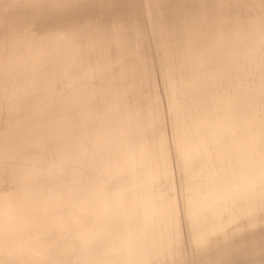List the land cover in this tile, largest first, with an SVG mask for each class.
<instances>
[{"label":"rangeland","instance_id":"obj_1","mask_svg":"<svg viewBox=\"0 0 264 264\" xmlns=\"http://www.w3.org/2000/svg\"><path fill=\"white\" fill-rule=\"evenodd\" d=\"M263 5L264 0H0V216L2 214L0 220L4 221L5 219L6 222H11L12 225L9 226H12L10 228L11 232L14 231L13 233L9 234L10 232L8 230L10 229L8 224L10 223H6L5 221L4 223L3 221H0V223L3 224H0V257L5 256L0 258V263H2L1 261H4L6 262V264H11L13 262V264H15L20 261L17 264H24V262H26L25 264H35L36 262L37 264L38 262L39 264H45L46 262L47 264H70L71 262H74L72 260H79V262H74V264H81L83 261L81 262L80 258H82V260L84 261L87 259L86 262L89 260V262H92L93 255L97 254L98 257L94 255L95 258L91 264H101V262L105 259V262L107 261V263L102 262V264H120L119 262H121L123 259L126 260L127 258L128 260L131 253V258L136 255V253H140L139 255H136L138 256L137 260H135L137 263H135L134 261V259H136L135 256L134 258L129 259L133 261H130L129 264H131V262L133 264H160L161 262V264H169L170 262H175L176 259L178 260L176 256H179V263L176 262V264H201L202 262L204 264L205 260L208 264H213V262L215 264H217V262L218 264H225L226 262H228L226 264H233V261L236 264L237 262H241L242 260L243 261L241 262V264H262V262H264V254L260 255V253H257L256 251L260 247L261 253H264V233H262V231L264 232V226L262 227V225H264L262 224L264 223V185L257 186V183L256 186L253 184H240L241 181L238 179L240 181L239 182L237 179H235V175L233 177V174L237 173L238 169L240 172H247L248 175L251 173H262L261 177H264V136L262 135V133H264L262 131L264 129V116H259L258 114V112L261 113V111L264 110V67H261L264 66V63H262L264 62V22H262V20L264 21V18L262 16L264 15L262 14L264 12V9H262V7L264 8ZM259 12L262 15H258ZM253 13L257 17L259 16L261 19L263 18L262 20H260L259 24H255L253 22V19L255 20L257 18L253 15ZM150 17L153 19H151ZM259 17L256 19V22L257 20H259ZM149 19L153 20L154 22ZM151 26L153 27V29ZM157 28L159 29L160 33L157 31ZM174 28H176V30H174ZM156 34L158 35V39L155 36ZM135 40H138L139 42H136ZM157 40H159L162 45L160 44V42H156ZM156 45L160 46L155 47ZM130 48H134V50H131ZM135 48H137L138 50H136ZM159 49L160 51H158ZM132 51L134 53H131ZM248 53L250 54V56H252L249 57ZM241 54L243 55L242 57ZM254 55L255 57H253ZM157 56L159 57L157 58ZM252 57L257 58L253 60ZM250 58L252 59L251 62L249 61ZM158 59L160 61L162 60V62H160ZM236 59L239 60L237 61ZM233 60L235 61V63L231 62ZM248 61L250 63H252L253 61L252 64L254 66L252 64L251 65L255 68L249 69L250 67L248 66L251 65ZM228 62L231 63V66L229 65L231 68L229 66V68L227 67L228 73L226 74H229L227 75V77L226 75H224L225 71L221 69H226L227 65H225V63L229 64ZM238 62L239 64L241 63L240 66H237ZM259 62L261 63L260 66L258 65ZM232 63L234 66H232ZM235 65L237 67H240L241 71L239 69V72H237L238 68H236ZM204 67L207 68L209 72L207 70L204 71ZM257 67H260V69H258ZM246 68H248V70L252 72H250V75L249 71ZM165 69L167 70L165 71ZM229 70L232 73H235V75H237V73H240V75L243 77L245 74H247V77H244L245 79L243 80V77H241L240 75L235 76L231 72L229 73ZM257 70H260V72H257ZM244 71H247L248 73H244ZM205 72H207V76L205 75ZM220 72L223 74H221ZM214 73L216 74V76L219 75V80L217 79L219 77H214ZM208 74L214 77V79L212 78L214 81L209 79L213 83L207 82L209 81L207 78H210ZM221 75L227 77L225 78L227 81ZM229 76L232 79H235L232 80ZM240 77L243 81L239 80ZM173 78H176V81L178 82L181 80V84L180 82L178 83L175 81L177 83L176 86L178 85L177 89L175 86V82H172ZM228 79L232 80L231 82L235 84L233 85L229 82L230 85L234 87V89L236 83H238V88L236 87L237 89L234 90L230 85H228ZM161 80L163 81V84ZM205 81L207 83H211L210 85L214 86V88L210 86L213 90L211 88V90L208 89L209 85ZM205 83L207 84L206 88ZM171 84L173 85L172 87ZM225 84H227L231 88L229 89ZM168 86L172 89L174 87L175 88L174 90H172ZM204 88L209 92H205L206 90ZM179 89L180 92H178ZM82 90L84 93H80V95L83 96L77 95L79 94V92H82ZM132 91L133 93L131 94ZM202 91L204 93H202ZM129 92L131 95L129 94ZM176 93L177 96L175 95ZM130 96H132V98H130ZM135 97L137 101V98H143L145 104L143 103L142 99H139V101L137 102L135 100ZM86 98L90 100H87ZM153 98H155V100H158V105H155L157 100L155 101ZM150 100L152 101V105H155L154 108H157L159 113L155 112L157 110L153 109V111L152 108H149L150 106H152L151 104H149ZM217 100H221L222 103L224 102L229 107H225L227 105L223 106L227 108V113L223 118L224 121H231V119L235 118L232 121H238L237 123L242 120L250 121L254 124V127L258 126L257 123H260L262 126L259 124L260 126L258 128L260 129V127H262V129L259 130L258 128L256 129L252 126H245L239 128V131H227L224 133L223 140H219L221 143H219L218 140L215 142L206 141L208 143H203V145H201L202 151L206 152L203 153L202 151H199L200 153L197 152L195 154H192L189 146L193 145L190 143L191 141L193 143V140L192 137L188 138V135L193 136L191 135V133L196 134V131H199V129H201V132L205 127L203 125H201L202 127L197 126L196 130L193 127L195 133H193L194 131L191 132L192 129H189L190 131L188 130L190 133L187 132L186 128H190L188 122H186L187 124L185 123V121L182 122L180 120L181 117L178 115V113L183 109H188L190 111V107L196 109L194 108L196 105H193V103H197V108L201 107L199 109H202V111L205 112L206 108L204 110L203 106L213 107V104L218 103ZM221 101H219L220 104ZM65 103H71L70 105L73 104L72 107H76L80 110L92 109L93 111H89L88 115H90L91 112H93V114L87 117V112L85 110H81L85 113L86 116H84V113L76 110V108L75 110L77 112L73 111L74 108L72 110V107L70 108L71 110H69L68 107H70V105L67 104L66 106ZM136 106L141 107L138 108ZM143 107H145V109ZM141 109H143L144 111ZM68 110L72 113L69 112L70 114H67ZM228 110H230V112H228ZM152 112H154L155 114ZM77 113H79L80 115ZM73 114L78 118H73ZM81 115H83V117ZM152 116H154V118ZM257 116L259 117V119L257 118ZM204 122H206L209 127L210 125H212L208 118L204 119ZM182 123L186 125V127H184V134H182V126H184L182 125ZM198 127L200 128L198 129ZM215 127H218L220 129L224 128V126L221 124ZM255 129L257 131L259 130L260 132H257ZM146 133H148L147 135L149 136H146ZM252 136L261 137L262 139H253ZM194 137L193 139H195ZM249 143L255 144L256 147L254 149L253 147H251L249 151L246 152V145ZM178 144L182 146L184 144V146H181L182 148H179ZM221 144L230 146V149H232L233 151L232 154L238 158H234L233 156L234 160L236 161L237 159V161L240 163L239 167L237 161V165L234 164L231 166L230 164H228L229 162L224 157V155L220 157L219 151L220 153L222 152V147L219 145ZM175 146L178 148H175ZM215 148L218 149L214 150ZM208 151L210 152L208 153ZM43 153L44 155L46 154V156L43 155L44 157L41 158V155ZM198 153H203V155L201 154L200 156ZM206 153H208L207 156H205ZM217 153L219 156L218 159L216 157ZM210 154L212 155L211 159L209 157L211 156ZM193 155L197 159H194V157L190 158ZM183 156L185 157V159ZM197 156H200V159L202 157V159H199V161V157ZM226 157L230 158L231 155ZM188 158L192 159V161ZM181 159H184L182 160L184 161L183 163ZM193 159L196 160L195 162H197L198 160L199 163L193 165ZM208 159L212 161L211 164L209 163L210 161ZM215 160L218 161L217 164L215 163ZM230 169L231 171L233 169L234 173L231 172ZM206 171H208L210 174ZM224 171L226 172L224 173ZM41 173L43 174L40 175ZM98 174L102 177V179H100L101 177H99ZM129 175L130 177H128ZM28 176L31 181L30 183L32 184L31 187H27L30 186V184L28 183ZM181 176L184 178L181 179ZM24 177H27V182ZM23 179L25 180V184L22 182ZM104 179L106 181H104ZM101 180L103 182H101ZM121 180H123V182ZM262 180L264 181V178H262ZM32 182L35 184H33ZM95 182L98 183L97 187L95 186V184H97ZM94 186L96 188H94ZM187 186H195L196 188L206 192L205 195H208L212 199L211 203L214 202L215 198L221 195L222 191L226 189V186H229L230 190H228L229 194L226 199H223V201L215 200V202L212 203L213 205H211L210 202H199L200 199L195 197L194 193L193 196L192 193L189 194L190 191H188V189L186 188ZM23 188L26 190H24ZM20 189L23 190L21 191ZM29 189H32V191H30ZM44 190L48 192L49 195H51L48 197V194ZM42 191L43 195L40 194L42 198H39L40 200L36 199L38 197H41L38 193H42ZM186 192L189 197H187V194H185ZM44 193L47 195H45ZM72 193L74 194L72 195ZM55 194L60 197L59 200ZM60 194L62 196L65 194L63 197L64 202H62L63 198L62 196H60ZM67 194L68 196H66ZM156 194L158 196L161 195L159 196V199L161 198L160 200L157 199L158 196ZM52 195L56 196V199L53 198L54 196ZM138 195L139 197H137ZM179 195H181L182 197ZM69 196L71 197L68 198ZM184 197H186V199ZM178 198H180V200ZM28 199L29 202L26 201ZM65 199H67V201ZM196 199L199 200L196 201ZM74 200L76 203L74 202L73 205ZM194 200L196 203L194 202ZM49 201H53L54 203H49ZM191 201L194 202L193 205L195 204L193 207L196 208V206H198L196 209L193 207L191 208ZM229 201L232 203V205H230ZM254 201L256 208L254 206H250V204L254 205ZM32 202H34V204ZM99 202L103 205L105 203V205L102 206V204H99ZM106 202H110V206L108 205L109 203ZM150 202H152L153 204ZM156 202L160 203L157 204ZM181 202L182 204H180ZM197 202L199 203V205ZM28 203L31 204L29 205ZM161 203L162 206L164 205L163 207H161ZM27 204L30 206V209H34L36 207L39 208V205H41L42 208L41 210L38 209L39 212L36 209L32 210L33 212L26 211L29 210V208L24 211V209L28 207ZM48 204L51 205L49 206ZM86 204H88V206ZM96 204L97 206L101 205L102 208H100L101 206L97 207ZM114 204H117V206L115 205V207H117L116 209L114 208ZM186 204H188V207H186ZM234 204L236 206H233ZM31 205L33 207H31ZM82 205L83 209H81ZM154 205L156 206L154 207ZM157 205L159 206V208ZM214 205L215 208H213ZM259 205H262V207H259ZM84 206L87 207L84 208ZM90 206L95 207V209L93 208L94 211L91 210ZM244 206H246V208H243ZM96 207L99 209L97 210ZM105 207H107V209L109 208L108 211L105 209ZM134 207H136V209H134ZM210 207L213 209H210ZM229 207H232V209H234V212L231 211ZM12 208L16 210L17 213H15V211H12ZM43 208L46 211H43ZM87 208H90V211H87ZM111 208H114L118 212V214L117 212H115V216H117L116 219L114 217V213H112L114 209L113 211H111ZM121 208L124 212L127 209L126 212L129 213L125 214L126 212L124 213L123 211H121ZM171 208L172 212L169 210ZM225 208H229V212ZM254 208L256 211L254 210ZM258 208H260L262 212ZM18 209L21 210L19 211ZM197 209L201 210L198 211ZM219 209L221 211H219ZM222 209H224V216L228 213L230 214V212L233 214V216L232 214L230 215L231 217L227 216L228 218L226 217V221V218H224V216L222 217ZM242 209L245 210L241 212L240 210ZM76 210L81 217L78 216ZM95 210H97L98 212L101 210L103 212L107 211L106 213L104 212L105 215L108 216L109 214H113L112 218L110 217V215L108 216L110 217V219L106 218V216L104 218V214L102 211V213L99 212L101 215L98 213L94 216V214L97 213V211ZM190 210L192 211L189 213ZM206 210L207 212H205ZM213 210L215 212H212V214L209 215L208 213H211L210 211ZM251 210H253L252 213L255 215V217L258 216L257 219H253V214L248 213L249 211L251 212ZM85 211L87 213H85ZM160 211H162L163 214L161 212L160 215H156L155 212L160 213ZM200 211L202 212V214ZM259 211L261 212V214ZM88 212H90L89 214H91V216H89ZM235 212L236 217L234 216ZM255 212H257L258 215ZM203 213L204 217L202 216ZM70 214L73 217L77 218L76 222H78L80 225L76 224L75 218H71L74 220V223L70 222L72 221L71 219L67 222L68 218L71 217ZM130 214L132 218H130ZM218 214H220L221 216ZM238 214L242 215H240L239 217ZM243 214L245 216L246 214H248L249 217L246 216L245 218L243 217ZM14 215H16V217ZM65 215H67L68 217L66 218V225L70 222L69 224H73H71V226H73L72 228H68L70 226L69 224L67 225L68 227L63 224L66 228L61 224V222L65 221ZM150 215H153V218L157 217V219L152 218V220L155 221L154 223L158 222L157 224L161 225L162 223V225H155L152 221H150L152 217ZM154 215L156 216L154 217ZM162 215L164 220L163 218L160 220V217H162ZM186 215H188L189 217H187ZM200 215L202 216V218ZM92 216H97L99 218H96V224ZM199 216L201 219L199 218ZM218 216H220L222 220ZM2 217L5 218L2 219ZM13 217H15L14 219L16 220L17 217H19L16 221L18 222L16 223L17 227L20 225V223L21 225H27L28 219V221L30 222H28V224L30 227H32L30 228L27 225V229L31 230L26 229V231H30L31 233H28H30L31 235L26 231L25 233L27 234H25L23 230H25L26 227L21 228L23 226L20 225L19 227L22 229L24 235L21 236V231H19L21 229L15 226V221L14 223H12ZM148 217L150 218L148 219ZM191 217L193 218V220H191ZM195 217L197 220L199 219V221H197ZM211 217L215 220V222L211 219ZM89 218H93V221L91 220L92 223L94 222L93 224L91 223ZM145 218L149 220V223H151L150 225L147 222L148 220H146ZM247 218L249 220H246ZM261 218L263 220H261ZM8 219L9 221H7ZM21 219L23 221H25L26 219V223L21 222ZM30 219L34 221H30ZM58 219H60L61 222ZM101 219L103 221H101ZM144 219L146 220V223L143 222V225L140 221H145ZM203 219H206V221H204ZM209 219L210 223H208ZM238 219L239 221L237 222L236 220ZM252 219V223L254 224V226H252L253 224L251 223ZM37 220H44V222L40 221L38 223ZM162 220L163 222L167 221V224L161 222ZM186 220H191V222L188 223V221ZM220 220L221 222H219ZM256 220H260L261 222H263L261 223L260 221L258 222ZM58 221L60 222V224ZM234 221L235 223H238L237 225L239 228H237V225L234 226ZM244 221L246 222V224L249 223L248 225H250L251 223V225L248 227ZM247 221L249 222L247 223ZM31 222H34L33 225L35 226H33ZM49 222H52L53 225ZM81 222H83L84 225H81ZM85 222L87 223V227L92 224V226L90 225V227L92 228L94 225V228L91 229L90 227H85ZM104 222L107 224H105ZM168 222L172 223L171 226H174V228H171V226H167L170 225V223ZM198 222H201V224L203 223V226L201 224H198ZM230 222H232L231 225ZM44 223H46L47 225L46 228V225H44ZM214 223L217 224V226ZM223 223L228 224L229 227ZM4 224L7 225L4 226ZM58 224L59 226H61L59 227ZM74 224L76 226L78 225V227H76ZM102 224L104 228H106L105 225L109 226V228L113 226L112 228H110V231L109 229H107V231H109L107 232L108 236L106 234L104 236L103 232V235H99L100 231H104V228H102ZM137 224L139 225V227L141 225L143 230L146 228V231L144 230V232H142L143 230H140L139 233V229H141V227L139 228ZM146 224L148 225L145 226ZM163 224H165L168 229L170 228L169 231L172 230L173 233L172 231H170L168 235L169 231L164 232L168 229L165 228V225ZM193 224L194 226L198 225V227H193ZM219 224L223 225L220 226ZM240 224L244 228L241 227ZM56 225L59 228H57ZM181 225L183 226L181 227ZM209 225L214 226V229L212 227H209ZM218 225L220 226L219 228ZM79 226L81 227V229ZM100 226L101 230H98ZM133 226L137 227L135 228ZM148 226H150V229L152 226L153 230H150ZM159 226L160 228H158ZM189 226L190 228H192H188ZM36 227L37 229L38 227L40 229L36 230ZM42 227L45 230H43ZM50 227L52 228L50 229ZM82 227L86 228L85 234H83L85 229L83 228V231ZM175 227H177L176 234L174 232ZM255 227L257 229H255ZM96 228L98 230L97 232L99 233L96 232ZM240 228L242 231L240 230L239 232ZM16 229L19 233H16ZM69 229L73 232L72 236H75V234H77V236H75L76 239L78 235L81 236L83 234V237H81L84 240L88 237L86 234L89 235V233L93 230L94 233L96 232L98 235L95 234L97 236L96 237L95 235L93 236L94 233H92L91 235H89V238L91 239V236L94 238V240L92 238V241L90 240V242L92 243L94 241L92 244L95 245L92 247L90 245V242V244L87 245L88 241L86 243V240H83L84 243H79V245L77 242L82 241H80V236L78 237L79 239L76 242L72 240L74 239L73 237H69L70 234L69 236H67L68 238L65 241L61 240L65 239V235H68H64V233H66ZM131 229L132 231L136 229V232H132ZM148 229L149 231H147ZM154 229H156V233ZM159 229L161 232L159 231ZM217 229L220 231H218ZM221 229L225 230L222 231ZM248 229H250L249 232ZM252 229L253 232L251 231ZM65 230L66 232H64ZM70 230L67 233H71ZM87 230H89V232ZM203 230L207 231V233ZM216 230L217 233L215 232ZM259 230L261 233L259 232ZM79 231L83 233H79ZM197 231V235H202V239L204 241H202L200 237L197 238L198 236L195 233ZM236 231H238V234ZM257 231L263 237L258 235V233H256ZM61 232H64V236ZM74 232L76 233L74 234ZM127 232L129 233V237ZM188 232H190L192 235L189 236ZM225 232L226 236L228 235L227 237H234H232V239L230 238L231 240H229V238H226V236L224 238L223 236ZM227 232H229V234ZM132 233L137 237L135 235V237L132 236ZM147 233L150 236H148ZM208 233L210 235H208ZM211 233H216L218 235L215 234L213 236ZM109 234L111 235V237H109ZM159 234L162 236L161 238L160 236H158ZM165 234L166 236L163 237ZM249 234L252 235L250 236ZM255 234L257 236H255ZM44 235L45 237H47V240L49 236V240L52 242V244H49V241L48 244L46 243L47 240L42 237ZM57 235L59 240L57 239ZM172 235L176 236V238ZM20 236L22 238H20ZM142 236L150 242H148ZM218 236H220V238ZM126 237L127 239H133H131V241L127 239L124 240ZM157 237L160 239V241ZM167 237H169L168 241L167 239H165ZM194 237H196V240ZM206 237H208L209 239H206ZM212 237H215L213 240H216L218 237V241L221 240L220 242H222V246L219 245L220 248L217 246L216 248L218 249L216 250L221 249L222 251H225L224 247L228 248L226 249L227 253H224L223 251L224 258L223 253H221L222 251L217 253L216 250H214L215 248L213 244H215L216 242L218 243V241H213ZM256 237H258L259 241H256ZM100 238H102V240ZM104 238L108 240L105 239L104 241ZM134 238L135 241H141V244L136 241L137 244H139V248L137 247V245L135 246L133 244L135 252L134 249H132V242H134ZM44 239L46 241L45 243ZM161 239H164L166 241V245L165 241L163 240L162 242ZM225 239L228 242L225 241ZM247 239L252 241L255 239L254 242L256 241L257 244L259 242L260 243L259 245H257L255 242L254 244L257 246L253 245L252 241H247L245 243ZM20 240L25 245V247L22 243H16ZM100 240L102 243L100 244V242H98L100 245L98 246V243L95 241ZM123 240L124 243H122ZM151 240H155L156 242L153 241V244H151ZM184 240H187L186 243H184ZM39 241L44 244V247L43 245L39 244ZM177 241L180 243H177ZM190 241L199 244L198 246H196V244L194 245ZM208 241L210 242L208 243ZM35 242H38L39 245H37ZM67 242L70 244H67ZM105 242H107V244ZM120 242L122 243V245H119L121 244ZM142 242H144L146 245L144 246V243ZM34 243L37 247H43L44 250L43 248L41 249L39 247H34ZM108 243L110 244L108 245ZM157 243L159 244V246L157 245ZM174 243L177 246L174 245ZM204 243L205 245L209 244V249L207 248V245L206 247L205 245H203ZM248 243L250 244V247H256V253L254 252L252 254L255 256L256 254H258L256 256V260L258 261L254 260L255 257H252V254H250V251H248L249 249H246L249 248V245L244 244ZM16 244L19 246H17ZM45 244L47 245L45 246ZM75 244L78 245V247L80 246V248H78L79 250L77 249ZM160 244H162V247L160 246ZM210 244H212L213 246L211 247ZM227 244L229 246H227ZM240 244L243 245L241 246ZM68 245L75 247L74 249H70L69 247L71 246ZM83 245H85V247ZM86 245L89 246V248L87 249L88 251L86 250ZM116 245L117 248L115 247ZM130 245L132 246V248H130ZM140 245L142 249H144L145 247L147 248L145 250H152L150 252L154 255V259L158 258L161 255V257H159L160 259H162H159L160 263L157 262L158 259H156L155 263V261L152 259L153 256L151 257V260L150 258L144 260L141 256H145L146 254L150 255V252L147 251L146 254H143L145 253V250L143 251ZM153 245H155V247ZM169 245L174 249V251H181H177L178 253H176L172 248H170L172 249L171 251L175 253V255H173L171 251H169L171 254H168ZM172 245H174L176 248ZM188 245L192 246L193 249ZM28 246H30L31 248ZM149 246L151 247V249ZM165 246H167V248ZM203 246L205 247L204 249ZM231 246L233 248H231ZM19 247L20 249L23 248V251L20 250ZM45 247H52L53 249L48 248L46 251ZM98 247L100 250L98 249ZM179 247L180 249H178ZM235 247H238L240 249L243 247L244 250L242 248L241 252L240 249ZM81 248L83 250H81ZM92 248L95 250V252ZM161 248H163L162 250L164 251H162ZM194 248L197 249L195 250ZM26 249L30 253L27 252ZM97 249L99 255L97 253ZM101 249H103V253L107 251L105 253L106 255L102 254ZM111 249H114L116 251L120 250L119 252H121L122 254L119 253L120 256H117L119 255L117 254L118 251H115L116 253H113L114 250L112 251V254L110 252ZM212 249L215 252H213ZM233 249L234 251H237L234 252ZM41 250L44 251V254L45 251L47 252V254H50L54 251L55 256H53L52 254L53 259L47 254L42 256L39 253L41 252V254H43V251ZM55 250H57V252ZM59 250L64 251L60 252ZM66 250L67 254L65 253ZM156 250L159 251L157 252ZM245 250L248 251H246L245 253L249 254V257L247 256V258H249V261L247 259V262L244 261V258H246V254L244 253ZM79 251H81V253H79ZM83 251H87L88 255H91L92 257H88L87 253L84 254ZM127 251H129L130 253H127ZM154 251L157 253H154ZM160 251L164 255H171V257L169 256L170 260L174 257H176V259L170 261L168 257L160 254ZM205 251L207 252V254ZM208 251L211 252L208 253ZM26 252L28 254H26ZM7 253L9 257H6ZM14 253H16L15 257L13 255ZM24 253L26 256L28 255L27 258H25ZM33 253H35L37 257L34 255V257L31 258ZM37 253L39 256L37 255ZM196 253H199V255L201 253L200 257H198L199 255L197 256ZM17 254L19 255L17 256ZM21 255L22 257H20ZM61 255L63 258H65L63 260V263V258L61 257ZM127 255L129 256L127 257ZM210 255L211 257H208ZM217 255L220 256L219 258H221V260L224 259L225 261L222 260V262H220V259H218ZM234 255L235 259L233 258ZM104 256H106V258H104ZM226 256H230V258L232 257V259L228 257L229 259L227 261V259H225ZM241 256L242 258H244L242 259ZM38 257H40L39 260H37ZM44 257H46V259ZM48 257L50 258V262L47 259ZM99 257L100 259L98 260ZM260 257L262 259L259 261ZM5 258L7 259V261H5ZM12 258L13 260H11L10 262V259ZM18 258H20L21 260L23 259V261L18 260ZM138 258L141 259L142 262ZM209 258H211V260H209ZM26 259L28 260L26 261ZM117 259H119V261H117ZM200 259L202 261H200ZM213 259H218V261H212ZM29 260L30 262H28ZM66 260L69 261L67 262ZM124 260L122 261V264H125L123 263ZM180 260H182L181 263ZM208 260L212 263L208 262ZM83 264L86 263L83 262Z\"/></svg>","mask_w":264,"mask_h":264},{"label":"bare ground","instance_id":"obj_2","mask_svg":"<svg viewBox=\"0 0 264 264\" xmlns=\"http://www.w3.org/2000/svg\"><path fill=\"white\" fill-rule=\"evenodd\" d=\"M70 1H71V0H70ZM92 1H93V0H92ZM82 2H83V1H82ZM220 2H221V1H220ZM80 4H81V3H80ZM57 5H59V4H57ZM60 6H61V5H60ZM64 6H65V5H64ZM78 6H79V5H78ZM261 6H262V5H261ZM261 6H259V7H261ZM263 6H264V5H263ZM44 7H45V6H44ZM56 7H57V6H56ZM65 8H67V7H65ZM63 9H64V8H63ZM80 9H81V8H80ZM98 9H99V8H98ZM262 9H264V8L262 7ZM57 11H58V10H57ZM69 11H70V10H69ZM148 14H149V13H148ZM255 14H256V13H255ZM260 14H261V13L259 12L258 15H260ZM262 14H264V12H263ZM262 14H261V15H262ZM253 15H254V13H253ZM141 16H142V15H141ZM254 16H256V15H254ZM262 16H263V18H264V15H262ZM147 17H148V16H147ZM151 17H152V16H151ZM151 17H150V18H151ZM256 17H257V16H256ZM256 17H254V18H256ZM258 17H259V16H258ZM258 17H257V18H258ZM257 18H256V19H257ZM263 18H262V19H263ZM151 19H153V18H151ZM151 19H149V20H151ZM256 19H255V20L253 19V22H254L255 24H256V23L259 24L260 20H262V19L259 17V20H257V22H256ZM151 21H153V20H151ZM153 22H154V21H153ZM262 22H264V21L262 20ZM140 23H141V22H140ZM140 23H139V24H140ZM260 24H261V23H260ZM262 24H263V23H262ZM141 25H143V24H141ZM145 25H146V24H145ZM139 26H140V25H139ZM141 27H142V26H141ZM151 27H152V26H151ZM138 28H139V27H138ZM152 29H153V27H152ZM157 29H158V28H157ZM155 30H156V29H155ZM155 30H154V31H155ZM174 30H176V28H174ZM157 31L160 33L159 29H158ZM172 31H173V29H172ZM158 32H157V33H158ZM152 36H153V35H152ZM155 36H156V38H157L158 35L156 34ZM65 38H66V37H65ZM67 39H68V38H67ZM157 39H158V38H157ZM153 40H155V39H153ZM135 41H136V40H135ZM137 41H138V40H137ZM137 41H136V42H137ZM132 42H133V41H132ZM136 42H135V43H136ZM138 42H139V41H138ZM156 42L159 43L160 41L157 40ZM142 43H143V42H142ZM126 44H127V43H126ZM131 44H133V43H131ZM143 44H144V43H143ZM155 44H157V43H155ZM160 44H161V42H160ZM134 45H135V44H134ZM161 45H162V44H161ZM142 46H143V45H142ZM159 46H160V45H158V46L156 45L155 47H159ZM163 46H164V45H163ZM263 46H264V44H263ZM134 47H135V46H134ZM143 47H144V46H143ZM255 47H256V46H255ZM255 47H254V48H255ZM257 47H258V46H257ZM127 48H128V47H127ZM128 49H129V48H128ZM130 49H131V48H130ZM132 49L134 50V48H132ZM132 49H131V50H132ZM135 49L138 50L137 48H135ZM142 49H144V48H142ZM157 49H158V48H157ZM160 49H163V48H160ZM160 49H159L158 51H160ZM125 50H126V49H125ZM126 51H127V50H126ZM263 51H264V50H263ZM128 52H129V50H128ZM135 52H136V51H135ZM131 53H134V52L132 51ZM155 54H156V53H155ZM252 54H253V53H252ZM256 54H257V52H256ZM256 54H255V55H256ZM262 54H263V53H262ZM245 55H246V54H245ZM248 55H249V57L252 56V55L250 56L249 53H248ZM255 55H254L253 57H255ZM242 56H243V55L241 54V57H242ZM158 57H159V56H157V58H158ZM241 57H240V58H241ZM244 57H245V56H244ZM253 57H252L253 60L257 58V57H256V58H253ZM263 58H264V57H263ZM248 59H249V58H248ZM252 59L250 58L249 61L251 62ZM260 59H261V57H260ZM158 60H159V59H158ZM236 60H237V59H236ZM238 60H239V59H238ZM238 60H237V61H238ZM258 60H259V59H258ZM159 61H160V60H159ZM159 61H158V62H159ZM237 61H236V62H237ZM242 61H243V60H242ZM249 61H248V62H249ZM260 61H261V60H260ZM263 61H264V60H263ZM160 62H162V60H161ZM160 62H159V63H160ZM231 62L235 63L234 60L231 61ZM240 62H241V61H240ZM244 62H245V61H244ZM244 62H243V63H244ZM250 62H249V63H250ZM165 63H167V62H165ZM228 63H229V62H228ZM233 63H232V66H234ZM252 63H253V61H252ZM252 63H250V65H251ZM255 63H256V61H255ZM255 63H254V64H255ZM257 63H258V62H257ZM262 63H264V62H262ZM160 64H161V63H160ZM160 64H159V66H160ZM230 64H231V63H229V64H226V63H225V65H227V66H226V69H225V68H222V69L220 68L221 70H224V71H225L224 75H226V76L229 75V74H226V73H228L227 70H228V68L231 66ZM236 64H237V63H236ZM240 64H241V63H240ZM240 64H239V62H238V65H237V66H240ZM247 64H248V63H247ZM260 64H261V63L259 62L258 65L260 66ZM229 65H230V66H229ZM252 65H253V64H252ZM252 65H251V66H248V67H250L249 69L255 68V67H253L254 65H253V66H252ZM258 65H257V66H258ZM262 65H263V64H262ZM159 66H158V67H159ZM228 66H229V67H228ZM235 66H236V65H235ZM237 66H236V68H238V69H237V70H238L237 72H239L240 67H237ZM245 66H246V64H245ZM166 67H167V65H166ZM224 67H225V66H224ZM227 67H228V68H227ZM261 67H264V66H261ZM164 68H165V67H164ZM230 68H231V67H230ZM233 68H234V67H233ZM257 68L260 69V67H257ZM148 69H149V68H148ZM234 69H235V68H234ZM246 69L248 70V68H246ZM159 70H160V69H159ZM159 70H158V71H159ZM166 70H167V69H165V71H166ZM206 70H207V68L204 67V71H206ZM210 70H211V69H210ZM242 70H243V68H242ZM253 70H254V69H253ZM255 70H256V69H255ZM261 70H262V69H261ZM263 70H264V69H263ZM207 71L209 72V70H207ZM211 71H212V70H211ZM217 71H218V70H217ZM235 71H236V70H235ZM240 71H241V69H240ZM248 71H249V70H248ZM213 72H214V71H213ZM213 72H212V73H213ZM218 72H219V71H218ZM221 72H222V71H221ZM221 72H220V73H221ZM230 72H231V71L229 70V73H230ZM246 72H247V71H246ZM246 72L244 71V73H246ZM250 72H251V71H249V75H250ZM257 72H260V70H257ZM212 73H209V74H212ZM216 73H217V72H216ZM220 73H219V74H220ZM231 73H232V72H231ZM244 73H243V74H244ZM247 73H248V72H247ZM251 73H252V72H251ZM164 74H166V73H164ZM209 74H208V75H209ZM214 74H215V73H214ZM217 74H218V73H217ZM221 74H223V73H221ZM232 74L235 75V73H232ZM232 74H231V75H232ZM203 75H204V74H203ZM205 75L207 76V72H205ZM231 75H230V76H231ZM237 75H240V73H237ZM237 75H235V76H237ZM245 75H246V76H245ZM245 75H244V77H247V74H245ZM209 76H210V78H207V77H205V78H207L208 80H209V79H210V80H213L214 77L216 76V74L214 75V77H212V75H209ZM209 76H208V77H209ZM221 76H222L224 79L228 77V76L225 77V76H223V75H221ZM230 76H229V77H230ZM240 76H241V75H240ZM216 77H219V75L216 76ZM222 77H221V78H222ZM231 77H232V76H231ZM231 77H230V78H231ZM233 77H234V76H233ZM241 77H243V76H241ZM241 77H240L239 80H241ZM244 77H243V80L245 79ZM154 78H155V77H154ZM160 78H161V77H160ZM212 78H213V79H212ZM217 79L219 80L220 77L217 78ZM217 79H216V80H217ZM231 79H232V78H231ZM233 79H235V78H233ZM233 79H232V80H233ZM179 80H180V79H179ZM210 80H209V81L206 80V81H207V82H211V83H213V82L210 81ZM216 80H215V81H216ZM221 80H222V79H221ZM221 80H220V81H221ZM225 80H226V79H225ZM232 80L228 79V85H230V83L233 84V82H231ZM243 80H241V81H243ZM161 81H162V80H161ZM173 81L175 82V81H176V78H175V79L173 78V79H172V82H173ZM180 81H181V80H180ZM180 81H179V82H180ZM206 81H205V82H206ZM213 81H214V80H213ZM226 81H227V80H226ZM226 81H224V82H226ZM241 81H240V82H241ZM153 82H154V81H153ZM176 82H178V81H176ZM176 82H175V86H176V84H177ZM179 82H178V83H179ZM207 82H206V83H207ZM218 82H219V81H218ZM221 82H222V81H221ZM224 82H223V83H224ZM229 82H230V83H229ZM238 82H239V81H238ZM170 83H171V82H170ZM206 83H205V84H206ZM211 83H207V84L209 85V88H208V89L211 88V87H210V86H212V85H210ZM155 84H156V83H155ZM162 84H163V81H162ZM165 84H166V83H165ZM172 84H173V83H172ZM172 84H171V87L173 86ZM180 84H181V82H180ZM207 84H206V86L203 84V85L205 86V88L207 87ZM168 85H170V84H168ZM225 85H226L229 89L232 87L231 85H230L231 87H229L227 84H225ZM233 85H235V84H233ZM237 85H238V83H236L235 89L238 88ZM156 86H157V85H156ZM163 86H164V85H163ZM204 86H201V87H204ZM164 87H165V86H164ZM168 87H169V86H168ZM168 87H167V88H168ZM180 87H181V86H180ZM236 87H237V88H236ZM167 88H166V89H167ZM169 88H170V87H169ZM174 88H175V87H174ZM174 88H173V89L170 88V89L174 90ZM177 88H178V85L176 86V89H177ZM181 88H182V87H181ZM205 88H204V89H205ZM212 88H214V86H212ZM212 88H211V89H212ZM232 88L234 89V87H232ZM166 89H163V90H166ZM204 89H203V90H204ZM211 89H210V90H211ZM235 89H234V90H235ZM172 90H171V91H172ZM205 90H206V91H205ZM205 90H204L205 92H209L207 89H205ZM212 90H213V89H212ZM231 90H232V89H231ZM234 90H233V91H234ZM182 91H183V90H182ZM85 92H86V91H85ZM164 92H165V91H164ZM166 92H167V91H166ZM176 92H177V91H176ZM178 92H180V89H179ZM80 93L83 94V93H84L83 90H82V92H79V94H77V95H80ZM132 93H133V91L131 92V94H132ZM202 93H204V92L202 91ZM129 94H130V92H129ZM129 94H128V95H129ZM131 94H130V95H131ZM77 95H76V96H77ZM85 95H86V94H85ZM133 95H134V94H133ZM175 95L177 96V93H176ZM175 95H174V96H175ZM203 95H204V94H203ZM80 96H83V95H80ZM135 96H136V95H135ZM88 97H89V96H88ZM137 97H138V96H137ZM160 97H161V96H160ZM160 97H159V98H160ZM180 97H181V96H180ZM74 98H76V97H74ZM130 98H132V96H130ZM159 98H158V99H159ZM86 99H87V98H86ZM90 99H91V97H90ZM90 99H87V100H90ZM137 99H138V101H139V99H142V100H143V98H137ZM153 99L155 100V98H153ZM180 99H181V98H180ZM135 100H136V97H135ZM151 100H152V99H151ZM151 100H150L149 104L152 105V101H151ZM154 100H153V102H154ZM156 100H157V99H156ZM156 100H155V101H156ZM136 101H137V100H136ZM138 101H137V102H138ZM160 101H161V100H160ZM160 101H159V102H160ZM219 101H221V100H217V102H218V103H216L217 105H216V104H213V105H214L213 107L203 106V107H204V108H203L204 110H205V108H206V111H205V112H203L202 109H199V108H201V107L197 108V107H198V106H197V105H198L197 103H193V105H196V106L194 107V108H196V109H193V107H190V111H189L188 109H187V110H184V109H183V110H181V111L179 112L180 114L178 113V115L181 117L180 120H181L182 122H183V121H185V123L188 122V125H189L190 128H186V131H187V132L190 131L189 129H192L191 132L194 131L193 133H195V130H196V127H197V126L202 127L201 125H203V126L205 127L204 130L201 131V132H200L201 129H199L200 127H198L199 131H196V134H192V133H191V135H193V136H189V135H188V138L192 137V140H193V143H192V141L190 140V141H191L190 143L193 144V145H190V146H189V147H190L189 149H191L192 154H193V153L195 154V153H197V152H199V151H202L201 145H203V143H208V142H206V141H212V142H215V141H217V140H218V141H219V140H223L224 133L227 132V131H228V132H230L231 130L239 131V130H238L239 128H241V127H245V126H252L253 128H256V129H257V128L261 125L260 123H257L258 126L254 127V126H253L254 124H253L252 122H250V121H245V120L239 121V123H237L238 121H232V120L235 119V118L231 119V121H224V120H223L224 115L227 113L226 109L229 108V107H228V105L225 104L224 102H223V103H224V104H223L222 101H221V104H220ZM65 102H66V101H65ZM157 102H158V100L156 101L155 105H158ZM177 102H178V101H177ZM141 103H142V102H141ZM143 103L145 104L144 100H143ZM67 104H69V103H67ZM67 104L65 103L66 106H67ZM70 104H71V103H70ZM70 104H69V105H70ZM144 104H143V105H144ZM171 104H172V103H171ZM222 104H223V105H222ZM72 105H73V104H72ZM72 105H70V107H68L69 110H71L70 108L72 107ZM137 105H138V104H137ZM140 105H141V104H140ZM147 105H148V104H147ZM153 105H154V104H153ZM153 105H152V106H153ZM155 105H154L153 107L150 106L149 108H152V110H153V109H154V110H157V108H154ZM225 105H227V106H225ZM74 106H75V105H74ZM144 106H145V105H144ZM191 106H192V105H191ZM223 106H225V107H227V108H225V107H223ZM136 107L139 108V107H141V106H136ZM145 107H146V106H145ZM145 107H143V108L145 109ZM156 107H157V106H156ZM73 108H74V110H73ZM75 108H76V107H72V110L75 111V112H77L76 110H79V111H81V110L84 111V110H85V111L87 112V113H86V114H87V117L90 116L91 114H93V112H91L90 115H88V114H89L88 112L91 111L92 109H90V110L81 109V110H80V109H77V108H76V110H75ZM149 108H148V110H149ZM191 108H192V109H191ZM159 109H160V107H159ZM161 109H162V108H161ZM230 109H231V108H230ZM69 110H68L67 114L72 113V112H70ZM141 110H143V109H141ZM154 110H153V111H154ZM192 110H196V111H192ZM262 110H263V109H262ZM83 111H81V113H82ZM92 111H93V110H92ZM143 111H144V110H143ZM258 111H260V110H258ZM263 111H264V110H263ZM263 111H261V113L258 112L259 116H260V115H261V116H264ZM69 112H70V113H69ZM135 112H136V111H135ZM155 112L159 113L158 110L155 111ZM160 112H161V111H160ZM228 112H230V110H228ZM83 113H84V112H83ZM140 113H141V111H140ZM152 113H154V112H152ZM256 113H257V111H256ZM77 114H79V113H77ZM154 114H155V113H154ZM73 115H74V114H73ZM75 115H76V113H75ZM75 115H74V117H73L72 115H71V116H72L73 118L76 117V119H77L78 117L75 116ZM79 115H80V114H79ZM79 115H78V116H79ZM162 115H163V114H162ZM71 116H70V117H71ZM81 116L83 117V115H81ZM84 116H86L85 113H84ZM157 116H158V114H157ZM152 117L154 118V116H152ZM203 117H205V118H203ZM91 118H92V117H91ZM177 118H179V117H177ZM206 118H208V119L210 120L211 124H212V125H210V127H209V125H208L206 122H204V119H206ZM257 118L259 119L258 116H257ZM260 118H261V117H260ZM88 119H89V118H88ZM155 119H157V118H155ZM155 119H154V120H155ZM159 119H160V118H159ZM89 120H90V119H89ZM141 120H142V119H141ZM256 120H257V119H256ZM139 121H140V120H139ZM156 121H157V120H156ZM162 121H163V120H162ZM164 121H165V120H164ZM251 121H255V120H251ZM153 122H154V121H153ZM162 124H163V122H162ZM186 124H187V123H186ZM220 124L224 126L223 129H220V128H218V127H215V126L220 125ZM257 124H256V125H257ZM259 124H260V125H259ZM182 125H184V126H182ZM182 125H181L182 128H183V129H182V131H183L182 134H184V131H185V128H184V127H186V125L183 124V123H182ZM261 126H262V125H261ZM263 126H264V124H263ZM193 127H194L195 130H193ZM253 128H252V130H253ZM198 129H197V130H198ZM256 129H255V130H256ZM258 129H259V128H258ZM261 129H262V127H260L259 130H261ZM188 130H189V131H188ZM259 130H258V131H259ZM256 131H257V130H256ZM258 131H257V132H258ZM262 131L264 132V129H263ZM254 132H255V131H254ZM259 132H260V131H259ZM189 133H190V132H189ZM252 133H253V132H252ZM252 133H251V134H252ZM147 134H148V133H146V136H149V135H147ZM262 135L264 136V133H262ZM143 136H144V135H143ZM146 136H145V137H146ZM194 136H196V137H194ZM141 137H142V136H141ZM193 137H194L195 139H193ZM170 138H171V137H170ZM185 138H186V137H185ZM252 138H253V139H257V138L262 139L261 137H253V136H252ZM168 140H169V138H168ZM188 142H189V141H188ZM201 143H202V144H201ZM219 143H221V142L219 141ZM184 144H185V143H184ZM184 144H183V146H184ZM187 144H189V143H187ZM47 145H48V144H47ZM178 145H179V144H178ZM176 146H177V144H176ZM176 146H175V148H178V147H176ZM181 146H182V145H179V148H180ZM183 146H182V147H183ZM191 146H192V147H191ZM219 146L222 147V152H221L222 155H221V153H220V151H219V155H220V157L224 155V157H225V158L227 159V161L229 162L228 164H230L231 166L234 165V164L237 165V164H236V161H237L238 158L235 157V156L232 154L233 151H232V149H230V146H226V145H223V144H221V145H219ZM182 147H181V148H182ZM185 147H186V145H185ZM251 147H253V149H254V148L256 147V145H255V144H250V143L247 144V145H246V152H248L249 149H250ZM46 149H47V148H46ZM216 149H218V148H215L214 150H216ZM219 149H221V148H219ZM211 150H213V149H211ZM44 151H45V149H44ZM46 152H47V150H46ZM202 152L204 153V152H206V151H202ZM209 152H210V151H208V153H209ZM199 153H200V152H199ZM199 153H198V154H199ZM203 153H201V154L203 155ZM208 153H206L205 156H207ZM215 153H216V152H215ZM40 154H41V153H40ZM165 154H168V153H165ZM201 154H199V155L201 156ZM211 154H212V153H211ZM211 154H210V155H211ZM43 155H44V153L41 155V158L44 157V156H46V154H45L44 156H43ZM187 155H188V154H187ZM196 155H197V154H196ZM196 155H195V156H196ZM213 155H214V154H213ZM230 155H231L230 158H229V157H226V156H230ZM177 156H178V155H177ZM200 156H197V157H199L198 160L200 159ZM233 156H234V158H237L236 161L234 160ZM183 157H184V156H183ZM193 157H194V155H193L192 157H190V158H193ZM203 157H204V156H203ZM209 157H210V159H211L212 155L209 156ZM214 157H215V156H214ZM214 157H213V161H214ZM216 157H217V159H218V157H219V156H218V153L216 154ZM224 157H223V158H224ZM190 158H188V159L192 161V159H190ZM195 158H196V157H194V159H195ZM204 158H205V157H204ZM223 158H222V159H223ZM225 158H224V159H225ZM228 158H229V159H228ZM184 159H185V157H184ZM184 159H181V161L184 160ZM194 159H193V162H194V163H193V162H192V163H193V165H196L197 163H199V161L202 159V157H201V159H200L199 161L197 160V162H195L196 160H194ZM196 159H197V158H196ZM219 159H221V158H219ZM189 160H188V161H189ZM204 160H205V159H204ZM208 160H209V159H208ZM209 161H210L209 163L211 164L212 161H211V160H209ZM215 161H216V160H215ZM183 162H184V161H182V163H183ZM217 162H218V161H216L215 163L217 164ZM219 162H220V161H219ZM237 162H238V161H237ZM213 163H214V162H213ZM215 163H214V164H215ZM230 165H229V166H230ZM239 166H240V163L238 162V167H239ZM259 166H260V165H259ZM37 167H38V166H37ZM236 167H237V166H236ZM35 168H36V167H35ZM39 168H40V167H39ZM39 168H38V169H39ZM40 169H41V168H40ZM102 169H103V168H102ZM236 169H237V168H236ZM35 170H37V169H35ZM234 170H235V168H234ZM17 171H18V169H17ZM227 171H228V170H227ZM230 171H231V169H230ZM237 171H238L237 173L233 174V177H234V175H235L234 178L237 179V180L239 179V180L241 181V182H240V181L238 180V181L240 182V184H243V185L253 184V185L256 186V183H257V186H263V185H264V181L262 180V178H264V177H261L262 173H251V174L248 175L247 172H240L238 169H237ZM20 172H21V171H20ZM40 172H41V171H40ZM40 172H39V173H40ZM131 172H132V170H131ZM206 172L209 173L208 171H206ZM225 172H226V171H224V173H225ZM231 172H233V169H232ZM21 173H22V172H21ZM21 173H20V174H21ZM43 173H44V172H43ZM43 173H41L40 175H42ZM229 173H230V172H229ZM233 173H234V172H233ZM46 174H47V173H46ZM99 174H100V173H99ZM99 174H98V175H99ZM209 174H210V173H209ZM22 175H23V174H22ZM44 175H45V174H44ZM120 175H121V174H120ZM178 175H179V174H178ZM50 176H51V175H50ZM102 176H104V175H102ZM105 176H106V174H105ZM179 176H180V175H179ZM99 177H101V176L99 175ZM128 177H130V175H129ZM132 177H133V176H132ZM134 177H135V176H134ZM173 177H174V176H173ZM181 177H182V176H181ZM181 177H179V178H181ZM28 178H29V176H28ZM41 178H42V177H41ZM43 178H44V177H43ZM97 178H98V177H97ZM117 178H118V177H117ZM183 178H184V177H182L181 179H183ZM24 179L26 180L27 177H26V178L24 177ZM24 179H23V181H22L23 183L25 182ZM39 179H40V178H39ZM100 179H102V177H101ZM100 179H99V180H100ZM118 179H119V178H118ZM28 180H29V181H28ZM28 180H26V182L28 181V183L30 184V186H27V187H31L32 184L30 183V182H31V181H30V178H29ZM99 180H98V181H99ZM124 180H125V179H124ZM184 180H185V179H184ZM237 180H236V181H237ZM261 180H262V181H261ZM32 181H33V179H32ZM37 181H38V180H37ZM104 181H106V180L104 179ZM121 181L123 182V180H121ZM134 181H135V180H134ZM57 182H58V181H57ZM99 182H100V181H99ZM101 182H103V181L101 180ZM107 182H108V181H107ZM112 182H114V181H112ZM124 182H125V181H124ZM32 183H33V182H32ZM95 183H97V182H95ZM95 183H94V184H95ZM105 183H106V182H105ZM116 183H117V182H116ZM130 183H131V182H130ZM24 184H25V183H24ZM24 184H23V185H24ZM33 184H35V183H33ZM108 184H109V183H108ZM26 185H28V184H26ZM100 185H101V184H100ZM110 185H111V184H110ZM125 185H126V184H125ZM95 186L97 187V186H98V183L95 184ZM95 186H94V188H96ZM102 186H103V185H102ZM102 186H100V187H102ZM104 186H105V185H104ZM142 186H143V185H142ZM21 188H22V187H21ZM39 188H40V187H39ZM67 188H68V187H67ZM108 188H109V187H108ZM116 188H117V186H116ZM181 188H182V187H181ZM186 188L188 189V191H190L189 194L192 193V196H193V193H194V194H195V197H197V198L200 199L199 202H201V201L206 202V203H209V202H210L211 205H213L212 203H214L215 200L223 201V199H226V198L228 197V194H229L228 190H230V187H229V186H226V189H227V190L224 189L219 197H217V198H215V199L213 198V199H214V202L211 203L212 199H211V197H209L208 195H205L206 192H204V191H202V190L196 188L195 186H194V187H192V186H187ZM13 189H14V188H13ZM23 189H24V188H23ZM23 189H20V190L22 191ZM32 189H33V188H32ZM32 189H29V190L32 191ZM35 189H36V188H35ZM64 189H66V188H64ZM77 189H78V188H77ZM182 189H183V188H182ZM184 189H185V187H184ZM24 190H26V189H24ZM27 190H28V189H27ZM91 190H92V189H91ZM95 190H96V189H95ZM99 190H100V189H99ZM99 190H98V191H99ZM44 191H45V190H44ZM59 191H60V189H59ZM74 191H75V190H74ZM96 191H97V190H96ZM183 191H184V190H183ZM24 192H26V191H24ZM45 192H46V191H45ZM91 192H92V191H91ZM93 192H94V191H93ZM184 192H185V191H184ZM46 193L48 194V197L51 195V194L49 195L48 192H46ZM52 193H53V192H52ZM55 193H56V192H55ZM60 193H61V192H60ZM75 193H76V192H75ZM78 193H80V192H78ZM38 194H39V195H40V194L43 195V191H42V193L39 192ZM44 194H45V193H44ZM47 194H45V195H47ZM53 194H54V193H53ZM57 194H58V192H57ZM73 194H74V193H72V195H73ZM157 194H158V193H157ZM157 194H156V195H157ZM179 194H180V193H179ZM185 194H187V192H186ZM36 195H37V194H36ZM39 195H38V196H39ZM41 195H40V196H41ZM55 195H56V194H55ZM64 195H65V194H64ZM64 195L62 196V195L60 194V196H62V198L64 197ZM142 195H143V194H142ZM183 195H184V194H183ZM38 196H37V197H38ZM52 196H54V195H52ZM56 196H57V195H56ZM56 196H54L53 198H55ZM66 196H68V194H67ZM66 196H65V197H66ZM77 196H78V194H77ZM154 196H155V195H154ZM157 196H158V195H157ZM159 196H161V195H159ZM159 196L157 197V199H159ZM179 196H181V195H179ZM185 196H186V195H185ZM45 197H47V196H45ZM70 197H71V196H69L68 198H70ZM131 197H132V196H131ZM137 197H139V195H138ZM155 197H156V196H155ZM176 197H177V196H176ZM181 197H182V196H181ZM187 197H189L188 194H187ZM39 198H42V196H41V197H38V198H36V199H39ZM50 198H51V197H50ZM50 198H49V200H50ZM57 198H58V200H59L60 197L57 196ZM132 198H133V197H132ZM142 198H143V197H142ZM184 198L186 199V197H184ZM184 198H183V199H184ZM55 199H56V198H55ZM72 199H73V198H72ZM137 199H139V198H137ZM140 199H141V198H140ZM160 199H161V198H160ZM160 199H159V200H160ZM178 199L180 200V198H178ZM185 199H184V200H185ZM188 199H189V198H188ZM194 199H195V198H194ZM199 199H196V201H198ZM39 200H40V199H39ZM53 200H54V199H53ZM65 200L67 201V199H65ZM78 200H79V199H78ZM132 200H133V199H132ZM143 200H144V199H143ZM159 200H158V201H159ZM251 200H252V199H251ZM26 201L29 202V199L26 200ZM136 201H137V200H136ZM139 201H140V200H139ZM141 201H142V200H141ZM149 201H150V200H149ZM192 201H193V200H192ZM192 201H191V202H192ZM34 202H35V201H34ZM34 202H32V203L34 204ZM51 202H53V201H51ZM51 202L49 201V203H51ZM55 202H56V201H55ZM62 202H64V198H63ZM74 202H75V200L73 201V205H74ZM79 202H80V201H79ZM100 202H101V201H100ZM100 202H99V204H102V203H100ZM103 202H104V201H103ZM137 202H138V201H137ZM153 202H154V201H153ZM161 202H162V201H161ZM179 202H180V201H179ZM182 202H183V201H182ZM182 202H181L180 204H182ZM194 202H195V200H194ZM194 202H192V206H191V208L195 205V204L193 205ZM229 202H230V201H229ZM53 203H54V202H53ZM57 203H58V202H57ZM59 203H60V202H59ZM68 203H69V202H68ZM70 203H71V202H70ZM75 203H76V202H75ZM106 203H109L108 205L110 206V202H106ZM130 203H131V202H130ZM132 203H133V202H132ZM150 203H152V202H150ZM154 203H155V202H154ZM156 203L158 204V203H160V202H156ZM164 203H165V202H164ZM186 203H187V200H186ZM195 203H196V202H195ZM197 203H198V202H197ZM216 203H217V202H216ZM22 204H23V203H22ZM28 204H29V203H28ZM28 204H27V205H28ZM30 204H31V203H30ZM30 204H29V205H30ZM66 204H67V203H66ZM152 204H153V203H152ZM165 204H166V203H165ZM175 204H176V203H175ZM222 204H223V203H222ZM241 204H242V203H241ZM257 204H258V203H257ZM20 205H21V204H20ZM29 205H28V207H26L25 209H24V207H23L24 211H25L27 208L30 207ZM35 205H36V204H35ZM35 205H34V206H35ZM37 205H38V204H37ZM48 205H49V204H48ZM48 205H47V206H48ZM50 205H51V204H50ZM50 205H49V206H50ZM59 205H60V204H59ZM69 205H70V204H69ZM80 205H81V204H80ZM86 205L88 206V204H86ZM104 205H105V203H104ZM104 205L102 204V206H104ZM106 205H107V204H106ZM115 205L117 206V204H114V208L116 209L117 207H115ZM130 205H131V204H130ZM135 205H136V204H135ZM149 205H150V204H149ZM166 205H167V204H166ZM169 205H170V204H169ZM187 205H188V204H186V207H188ZM196 205H197V204H196ZM198 205H199V203H198ZM201 205H202V204H201ZM208 205H209V204H208ZM215 205H216V204H215ZM215 205H214L213 208H215ZM226 205H227V204H226ZM230 205H232L231 202H230ZM239 205H240V204H239ZM242 205H243V204H242ZM0 206H1V205H0ZM23 206H24V205H23ZM39 206H40L39 208H37V207L35 206L36 208H34V209H36V210H38V209L41 210L42 206H41V205H39ZM75 206H76V205H75ZM78 206H79V205H78ZM78 206H77V207H78ZM87 206H84V208H86ZM94 206H95V205H94ZM96 206H97V204H96ZM100 206H101V205H99V206H97V207H100ZM102 206H101L100 208H102ZM109 206H107V207H109ZM131 206H132V205H131ZM131 206H130V208H131ZM138 206H139V205H138ZM155 206H156V205H154V207H155ZM157 206H158V205H157ZM163 206H164V205H163ZM163 206H162V203H161V207H163ZM170 206H171V205H170ZM202 206H203V205H202ZM205 206H206V204H205ZM223 206H224V205H223ZM228 206H229V205H228ZM233 206H236V205L234 204ZM233 206H232V207H233ZM250 206H251V207L254 206V207L256 208V206H255V201H254V205H251V204H250ZM260 206L262 207V205H259V207H260ZM31 207H33V206L31 205ZM90 207H91V206H90ZM97 207H96V208H97ZM107 207H105V209L108 211L109 208L107 209ZM124 207H126V206H124ZM127 207H129V206H127ZM151 207H152V206H151ZM161 207H160V209H161ZM166 207H168V206H166ZM171 207H172V206H171ZM176 207H177V206H176ZM180 207H181V206H180ZM182 207H183V206H182ZM197 207H198V206H196V208H197ZM224 207H225V206H224ZM224 207H223V208H224ZM226 207H227V206H226ZM232 207H231V208L229 207V208L231 209V211L234 210V209H232ZM251 207H250V208H251ZM18 208H19V207H18ZM78 208H79V207H78ZM78 208H77V209H78ZM80 208H81V206H80ZM93 208L95 209V207H91V210H92V211H94ZM114 208H111V211H113ZM158 208H159V206H158ZM193 208H195V207H193ZM196 208H195V209H196ZM199 208H200V206H199ZM207 208H208V206H207ZM213 208L210 207V209H213ZM229 208H228V209L225 208V209L228 211ZM237 208H238V204H237ZM239 208H240V207H239ZM243 208H246V206H244ZM255 208H254V210H255ZM263 208H264V207H263ZM12 209H13V208H12ZM12 209H11V210H12ZM34 209H33V208H32V209L29 208V210H26V211H30V212H31V211L34 210ZM45 209H46V208H45ZM81 209H83V205H82V208H81ZM81 209H80V210H81ZM98 209H99V208H97V210H98ZM103 209H104V207H103ZM115 209H114V211H113L112 213H114V217H115V219H116L117 216H115V212H117V210H115ZM124 209H125V208H124ZM134 209H136V207H134ZM151 209H152V208H151ZM154 209H155V208H154ZM162 209H164V208H162ZM181 209H182V208H181ZM201 209H202V208H201ZM201 209H199V210H201ZM210 209H209V210H210ZM235 209H236V208H235ZM258 209L260 210V208H258ZM258 209H257V210H258ZM18 210H19V209H18ZM20 210H21V209H20ZM20 210H19V211H20ZM39 210H38V212H39ZM84 210H86V209H84ZM97 210H95V211H97ZM131 210H132V208H131ZM131 210H130V211H131ZM149 210H150V209H149ZM158 210H159V209H158ZM169 210L172 212V208L169 209ZM187 210H189V209H187ZM197 210H198V209H197ZM199 210H198V211H199ZM204 210H205V209H204ZM204 210H203V211H204ZM238 210H239V209H238ZM244 210H245V209H242V210H240V211L242 212V211H244ZM247 210H250V209H247ZM4 211H5V210H4ZM4 211H2V212H4ZM12 211H15V213H17L16 210H14V209H13ZM43 211H46V210H44V208H43ZM82 211H83V210H82ZM87 211H90V208H89V209L87 208ZM101 211H102V210H101ZM101 211H99V212L102 213L103 211H102V212H101ZM107 211H104V212L106 213ZM109 211H110V210H109ZM121 211H123L122 208H121ZM126 211H127V209H126ZM126 211H125V212H126ZM133 211H134V210H133ZM166 211H167V209H166ZM170 211H168V212H170ZM183 211H184V210H183ZM191 211H192V210H190L189 213H190ZM216 211H217V210H216ZM219 211H221V210L219 209ZM223 211H224V209H222V213H223L222 217H223L224 214H225ZM235 211H236V210H235ZM252 211H253V210H251V212L249 211L248 213H252ZM255 211H256V210H255ZM260 211L262 212V210H260ZM260 211H259V212H260ZM5 212H6V211H5ZM22 212H23V210H22ZM32 212H33V211H32ZM78 212H79V210H78ZM80 212H81V211H80ZM83 212H84V211H83ZM99 212L97 211V213H95V214H94V212H93L94 216L97 215ZM104 212H103V214H104V218H105L106 215H105ZM123 212H124V211H123ZM125 212H124V213H125ZM157 212H158V211H157ZM157 212H155L156 215H158V214L160 215L162 211H160V213H157ZM200 212H201V211H200ZM200 212H199V214H200ZM205 212H207V210H206ZM205 212H204V213H205ZM210 212H211V213H208L209 215L212 214V212L214 213L215 211L213 210V211H210ZM228 212H229V211H228ZM233 212H234V211H233ZM259 212H258V213H259ZM261 212H260V214H261ZM36 213H37V212H36ZM76 213H77V210H76ZM81 213H82V212H81ZM85 213H87V212L85 211ZM89 213H90V212H88V214H89ZM91 213H92V212H91ZM100 213H99V214H100ZM109 213H110V212H109ZM109 213H108V214H109ZM127 213H129V212H126L125 214H127ZM130 213H131V212H130ZM133 213H134V212H133ZM133 213H132V214H133ZM136 213H137V212H136ZM140 213H141V212H140ZM204 213H203V215H202L203 217H204ZM218 213H221V212H218ZM237 213H238V212H237ZM245 213H246V212H245ZM255 213L257 214V212H255ZM19 214H20V213H19ZM38 214H39V213H38ZM77 214H78V213H77ZM82 214H83V213H82ZM103 214H102V215H103ZM108 214H107V215H108ZM117 214H118V212H117ZM162 214H163V212H162ZM179 214H180V213H179ZM182 214H183V213H182ZM191 214H192V213H191ZM201 214H202V212H201ZM205 214H206V213H205ZM231 214H232L231 212H230V214L228 213L227 215L224 216V218H226L227 216H230ZM252 214H253V213H252ZM57 215H58V213H57ZM70 215H71V214H70ZM86 215H87V214H86ZM100 215H101V214H100ZM109 215H110V214H109ZM109 215H108V216H109ZM112 215H113V214H112ZM112 215H110L111 218H112ZM134 215H136V214H134ZM134 215H132V216H134ZM156 215H154V217H155ZM194 215H195V212H194ZM218 215H220V214H218ZM238 215H239V214H238ZM240 215H242V214H240ZM240 215H239V217H240ZM257 215H258V214H257ZM263 215H264V214H263ZM263 215H262V217H263ZM1 216H2V214H1ZM1 216H0V218H1ZM14 216L16 217V215H14ZM19 216H21V215H19ZM75 216H76V215H75ZM78 216H80V215L78 214ZM89 216H91V214H89ZM89 216H87V217H89ZM108 216H106V218H109V219H110V217H108ZM137 216H138V214H137ZM150 216H152L150 221H152V222L154 223L155 221L152 220L153 215H150ZM182 216H183V215H182ZM186 216L189 217L188 215H186ZM192 216H193V215H192ZM200 216H201V215H200ZM200 216H199V218H200ZM202 216H201V218H202ZM213 216H214V215H213ZM220 216H221V215H220ZM220 216H218V217H220ZM232 216H233V214H232ZM234 216L236 217V212H235V215H234ZM246 216L249 217L248 214H246ZM246 216L243 214V217L246 218ZM250 216H251V215H250ZM253 216H254L253 219H257V218H258V216L255 217L254 214H253ZM253 216H252V217H253ZM15 217H13V221H12V220H11V221H12V223H14V221H15L14 224H15V226L17 227L16 223H18V222H16V221L18 220L19 217H17V220L14 219ZM57 217H58V216H57ZM57 217H56V219H57ZM80 217H81V216H80ZM82 217H83V216H82ZM92 217H93V216H92ZM114 217H113V218H114ZM128 217H129V216H128ZM134 217H135V216H134ZM178 217H179V216H178ZM214 217H215V216H214ZM214 217H213V218H214ZM230 217H231V216H230ZM243 217H242V218H243ZM252 217H251V218H252ZM3 218H5V217H2V219H3ZM6 218H7V217H6ZM25 218H26V217H25ZM27 218H28V217H27ZM64 218H65V219H64L65 221H63V222H61L60 219H58V220L61 222L62 225L65 224L66 227H68L67 225H68L70 222L74 223V220H73L74 218H75V222H76V220H77V218H76V217H73L72 215H71V217H69V218L67 217V215H65ZM66 218H68V220H67ZM71 218H73V219H71ZM90 218H91V217H90ZM90 218H89L90 221H91V220L93 221V218H94V220H95V224L97 223V221H96V218H98L97 216H96V217H93L92 219H90ZM102 218H103V217H102ZM130 218H132V217H131V214H130ZM135 218H137V217H135ZM139 218H140V217H139ZM149 218H150V217H148V219H149ZM155 218L157 219V217H155ZM155 218H153V219H155ZM162 218H163V215H162V217H160V220H161ZM191 218H192V217H191ZM201 218H200V219H201ZM205 218H206V215H205ZM224 218H223V220H224ZM227 218H228V217H227ZM227 218H226V221H227ZM259 218H260V217H259ZM10 219H11V218H10ZM53 219H54V217H53ZM56 219H55V220H56ZM70 219H71L72 221H70ZM81 219H82V218H81ZM98 219H99V218H98ZM109 219H108V220H109ZM126 219H127V218H126ZM145 219L148 220L147 218H145ZM145 219H144V220H145ZM181 219H182V218H181ZM186 219H187V218H186ZM195 219H196V217H195ZM207 219H208V218H207ZM211 219H212V217H211ZM218 219H219V218H218ZM220 219H221V217H220ZM239 219H240V218H239ZM239 219L236 220V221L238 222ZM243 219H244V218H243ZM253 219L251 220V223L253 222ZM31 220H32V219H30V221H31ZM55 220H54V221H55ZM62 220H63V219H62ZM66 220H67V222L70 221L69 223H67V225H66ZM83 220H84V219H83ZM105 220H106V219H105ZM105 220H104V221H105ZM146 220H145V221H143V220L140 221V222H142L141 224H143V222L146 223ZM163 220H164V218H163ZM163 220H162L161 222H163ZM165 220H166V219H165ZM177 220H178V219H177ZM191 220H193V218H192ZM191 220H189V221L186 220V221H188V223H190ZM196 220H197V219H196ZM203 220L206 221V219H203ZM212 220H214V219H212ZM221 220H222V219H221ZM221 220H220L219 222H221ZM232 220H233V219H232ZM246 220H249V219L247 218ZM261 220H263V219L261 218ZM0 221L2 222L3 220H0ZM4 221L6 222L5 219H4ZM4 221H3V222H4ZM7 221H9V219H8ZM20 221L26 223V219H25V221H23L22 219H21ZM32 221H34V220H32ZM37 221H38V223H39L40 221L44 222V220H40V221L37 220ZM46 221H47V220H46ZM54 221H53V222H54ZM56 221H57V220H56ZM59 221H58V222H59ZM81 221H82V220H81ZM92 221H91V223H92ZM99 221H100V220H99ZM99 221H98V222H99ZM101 221H103V220L101 219ZM157 221H158V220H157ZM197 221H199V219H198ZM216 221H218V220H216ZM228 221H229V220H228ZM241 221H242V220H241ZM241 221H240V222H241ZM256 221H258V220H256ZM259 221H260V220H259ZM259 221H258V222H259ZM263 221H264V220H263ZM263 221H262V222H263ZM5 222H4V223H5ZM28 222H29V221H28V219H27V225L29 226ZM60 222H59V224H60ZM87 222H88V220H87ZM115 222H117V221H115ZM135 222H136V221H135ZM147 222L149 223V220H148ZM159 222H160V221H159ZM161 222H160V223H161ZM166 222H167V221H166ZM166 222L164 221L163 223H166ZM172 222H173V221H172ZM179 222H180V221H179ZM183 222H185V221H183ZM202 222H203V221H202ZM214 222H215V220H214ZM222 222H224V221H222ZM237 222L235 223V221H234V223H235L234 226H236V225L238 224ZM244 222H245V221H244ZM248 222H249V221H247V223H248ZM254 222H255V221H254ZM260 222H261V221H260ZM262 222H261V223H262ZM6 223H10V224H8V226H9V225H12L11 222H6ZM19 223H20V222H19ZM29 223H30V222H29ZM31 223H32V222H31ZM38 223H37V224H38ZM47 223H48V222H47ZM49 223H50V222H49ZM51 223H52V222H51ZM51 223H50V224H51ZM56 223H57V222H56ZM72 223H71V224H72ZM85 223H86V222H85ZM93 223H94V222H93ZM93 223H92V224H93ZM100 223H101V222H100ZM104 223H105V222H104ZM109 223H110V221H109ZM111 223H112V222H111ZM137 223H138V222H137ZM153 223H152V224H153ZM157 223H158V222H157ZM157 223H154V224H155V225H160V224H157ZM168 223H170V222H168ZM174 223H175V221H174ZM181 223H182V222H181ZM192 223H193V222H192ZM192 223H191V225H192ZM194 223H195V222H194ZM204 223H205V222H204ZM208 223H210V219H209V222H208ZM216 223H217V222H216ZM231 223H232V222H230V225H231ZM251 223H250V225H251ZM261 223H260V224H261ZM0 224H2V223H0ZM33 224H34V222L32 223V225H33ZM54 224H55V223H54ZM59 224H58V226H59ZM71 224H69V225L71 226ZM76 224H79V223L76 222ZM89 224H90V223H89ZM92 224H90V225L92 226ZM105 224H107V223H105ZM114 224H115V223H114ZM134 224H135V223H134ZM138 224H139V223H138ZM138 224H137V225H138ZM150 224H151V223H149V225H150ZM154 224H153V225H154ZM166 224H167V223H166ZM171 224H172V223H170V225H167V226L170 227ZM184 224H185V223H184ZM196 224H197V223H196ZM198 224H201V222H198ZM202 224H203V223H202ZM202 224H201V225H202ZM211 224H213V223H211ZM211 224H210V225H211ZM214 224H215V223H214ZM223 224H226V223H223ZM223 224H222V225H223ZM245 224H246V222H245ZM248 224H249V223H248ZM248 224H246V225L249 227L250 225H248ZM252 224H253V223H252ZM262 224H264V223H262ZM2 225H3V224H2ZM6 225H7V224H4V226H6ZM20 225H21V223H20ZM20 225H19V226H20ZM27 225H25V224L21 225V226H23V227H21V228L26 227L25 230H23L24 233H25V231H26V229H27V227H28ZM39 225H40V224H39ZM39 225H38V226H39ZM44 225H46V223H44ZM44 225H43V227H44ZM52 225H53V223H52ZM72 225H73V224H72ZM74 225H75V224H74ZM79 225H80V224H79ZM81 225H84V223L81 222ZM86 225H87V223L85 224V227H87ZM90 225H89L88 227H90ZM109 225H110V224H109ZM117 225H118V224H117ZM143 225H144V224H143ZM147 225H148V224H146L145 226H147ZM161 225H162V223H161ZM161 225H160V226H161ZM163 225H165V224H163ZM173 225H174V224H173ZM185 225H186V224H185ZM189 225H190V224H189ZM191 225H190V226H191ZM204 225H205V224H204ZM206 225H207V224H206ZM210 225H209V227H212V228L214 227V226H210ZM215 225L217 226V224H215ZM219 225H220V224H219ZM219 225H218V228H219L220 226H222V225H220V226H219ZM226 225L228 226V224H226ZM240 225H241V224H240ZM243 225H244V224H243ZM13 226H14V225H13ZM19 226H18L17 228L21 229ZM33 226H35V225H33ZM56 226H57V225H56ZM58 226H57V228H59L61 225H60L59 227H58ZM65 226L63 225V227H65ZM70 226H69L68 228H72V227H73V226H71V227H70ZM75 226H76V225H75ZM97 226H98V224H97ZM160 226H159L158 228H160ZM182 226H183V225H181V227H182ZM190 226H189L188 228H190ZM195 226H196V228L198 227V225H195ZM195 226H194V224H193V227H195ZM202 226H203V225H202ZM227 226H226V227H227ZM232 226H233V225H232ZM252 226H254V224H253ZM255 226H256V224H255ZM258 226H259V225H258ZM263 226H264V225H262V227H263ZM0 227H1V226H0ZM2 227H3V226H2ZM11 227H12V226H11ZM11 227L9 226V229H10ZM29 227H30V226H29ZM31 227H32V226H31ZM31 227H30V228H31ZM39 227H40V226H39ZM39 227H38V229L41 228V227H40V228H39ZM43 227H42V229L45 230ZM46 227H47V225L45 226V228H46ZM66 227H65V228H66ZM76 227H78V225H77ZM79 227H80V226H79ZM85 227H82V230H83V228L85 229V231L83 230L84 233L81 232L82 230L79 231V233H83V234H85V233H86V228H85ZM88 227H87V228H88ZM105 227H106V228H104V227H103V224H102V228H104V231H100V233L97 232V231H98V230H101V226H100V228H99L98 230H97V228H96L95 230H96L97 233H99V235H100V234L103 235V233H104V236H105V234L108 236L107 232H109V231H110V228H112L113 226L109 228V226H106V225H105ZM107 227H108V228H107ZM133 227H135V226H133ZM133 227H131V228H133ZM136 227H137V226H136ZM136 227H135V228H136ZM138 227H139V225H138ZM140 227H141V225H140ZM140 227H139V228H140ZM143 227H144V226H143ZM149 227H150V226H148V228H149ZM154 227H155V226H154ZM228 227H229V226H228ZM241 227H243V226L241 225ZM259 227H260V226H259ZM51 228H52V227H50V229H51ZM74 228H75V227H74ZM90 228H91V227H90ZM92 228H94V225H93ZM92 228H91V229H92ZM117 228H118V227H117ZM144 228H145V227H144ZM156 228H157V226H156ZM162 228H163V226H162ZM165 228H167L166 225H165ZM165 228H164V229H165ZM171 228H174V226H171ZM176 228H177V227H175V230L173 229L174 232H175V234H176ZM191 228H192V227H191ZM191 228H190V229H191ZM201 228H202V227H201ZM231 228H232V227H231ZM237 228H239L238 225H237ZM243 228H244V227H243ZM245 228H246V227H245ZM13 229H14V228H13ZM32 229H33V228H32ZM38 229H37V227H36V230H38ZM76 229H79V228H76ZM76 229H74V230H76ZM80 229H81V227H80ZM91 229H89V230H91ZM105 229H106V233H105ZM107 229H109V231H107ZM145 229H146V228H145ZM145 229H144V230H145ZM149 229H150V228H149ZM149 229H148L147 231H149ZM151 229H152V226H151ZM151 229H150V230H151ZM164 229H163V230H164ZM167 229H168V228H167ZM169 229H170V228H169ZM169 229H168V230H165L164 232H166V231L168 232ZM193 229H195V228H193ZM199 229H200V228H199ZM203 229H204V228H203ZM207 229H208V228H207ZM209 229H210V228H209ZM213 229H214V228H213ZM233 229H234V227H233ZM233 229H232V230H233ZM246 229H247V228H246ZM255 229H257V228L255 227ZM16 230H17V229H16ZM16 230H15V232H16ZM27 230H31V229H27ZM69 230H70V229H69ZM69 230H67V232H68ZM89 230H87V231L89 232ZM102 230H103V229H102ZM118 230H119V229H118ZM118 230H117V231H118ZM135 230H136V229H135ZM135 230H134V231H135ZM140 230L142 231L143 228L141 227V229H139V233H140ZM144 230H143L142 232H144ZM152 230H153V229H152ZM155 230H156V229H154V231H155ZM181 230H182V229H181ZM186 230H187V229H186ZM197 230H198V229H197ZM200 230H201V229H200ZM200 230H199V231H200ZM217 230H218V229H217ZM217 230L215 231L216 233H217ZM221 230H222V229H221ZM224 230H225V229H223L222 231H224ZM232 230H231V232H232ZM240 230H241V228L239 229V232H240ZM8 231L10 232L9 234H11V233L14 232V231L11 232V229L8 230ZM8 231H7V232H8ZM19 231H21L20 234H21V236H22V235H23V231H22V229L19 230ZM70 231H71L72 234H71L70 232L67 233L66 230L64 231V232H66V233L61 232L62 235H63V233H64V235H65V234H68V235H65V239H61V240H64V241H65V240L68 238L67 236H69V234H70L69 237H71V238L73 237L74 239H72V240H74V241H76V242H77V240H78L79 238H81L80 241H81V240H82V241L84 240V239H82V237H83L82 235H83V234L81 235L82 237H81L80 235H78V237H79V236H80V237H79V238L77 237V239H76V238H75V236H77V234H75L76 232H74L75 236H72V235H73V232H72V230H70ZM76 231H78V230H76ZM92 231H93V230H92ZM92 231L89 233V235H91L92 233H94V231H93V232H92ZM131 231H132V229H131ZM134 231H132V232H134ZM145 231H146V230H145ZM157 231H158V230H157ZM159 231H160V229H159ZM170 231H172V230H170ZM170 231L168 232V235H169ZM188 231H191V230H188ZM192 231H193V230H192ZM195 231H196V230H195ZM203 231H204V230H203ZM203 231H202V232H203ZM218 231H220V230H218ZM226 231H227V229H226ZM233 231H234V230H233ZM241 231H242V230H241ZM244 231H246V230H244ZM244 231H243V233H244ZM249 231H250V229H248V232H249ZM251 231L253 232V229H252ZM254 231H255V230H254ZM26 232H27V231H26ZM28 232H30V231H28ZM28 232H27V233H28ZM88 232H87V233H88ZM96 232L93 234V236H94L95 234L98 235ZM102 232H103V233H102ZM135 232H136V231H135ZM142 232H141V233H142ZM151 232H152V231H151ZM151 232H150V233H151ZM160 232H161V231H160ZM160 232H158V233H160ZM204 232L207 233V231H204ZM236 232H237V234H238V231H236ZM259 232H260V230H259ZM259 232L257 231L256 233H258V235H260ZM16 233H19L18 230H17ZM27 233H25V234H27ZM30 233H31V232H30ZM30 233H28V234H30ZM37 233H38V232H37ZM46 233H47V232H46ZM127 233H128V232H127ZM145 233H146V232H145ZM155 233H156V231H155ZM172 233H173V231H172ZM183 233H184V232H183ZM183 233H182V234H183ZM188 233H189V236L192 235L190 232H188ZM195 233H196V235H197L198 231L195 232ZM195 233H193V234H195ZM206 233H205V234H206ZM216 233H215V234H216ZM223 233H224V232H223ZM227 233L229 234V232H227ZM241 233H242V232H241ZM254 233H255V232H254ZM254 233H253V236H254ZM260 233H261V232H260ZM262 233H264V232L262 231ZM132 234H133V233H132ZM136 234H137V233H136ZM142 234H143V233H142ZM147 234H148V233H147ZM152 234H153V233H152ZM162 234H163V233H162ZM201 234H203V233H201ZM201 234H200V235H201ZM205 234H204V236H205ZM211 234H212L213 236L215 235L214 233H211ZM219 234H220V233H219ZM230 234H231V233H230ZM239 234H240V233H239ZM246 234H247V232H246ZM30 235H31V234H30ZM64 235H63V236H64ZM86 235H87L88 237H87V239H85V240H86V243H87V241H88L87 245H89V244L91 243L90 240H91L93 237L91 236V239H90V238H89L90 236H89L88 234H86ZM96 235H95V236H96ZM109 235H110V234H109ZM130 235H131V233H130ZM134 235H135V234H133L132 236H134ZM139 235H141V234H139ZM143 235H144V234H143ZM168 235H167V236H168ZM177 235H178V234H177ZM186 235H187V234H186ZM196 235H195V236H196ZM208 235H210V234L208 233ZM216 235H218V234H216ZM231 235H232V234H231ZM241 235H242V234H241ZM249 235H250V234H249ZM251 235H252V234H251ZM251 235H250V236H251ZM21 236H20V238H22ZM23 236H24V235H23ZM36 236H37V235H36ZM84 236H85V235H84ZM125 236H126V235H125ZM135 236H136V235H135ZM135 236H134V237H135ZM148 236H150V235L148 234ZM154 236H155V235H154ZM158 236H160V238L162 237L160 234H159ZM165 236H166V234H165L163 237H165ZM170 236H171V235H170ZM170 236H169V237H170ZM172 236L176 238V236H174V235H172ZM184 236H185V235H184ZM189 236H188V237H189ZM197 236H198V235H197ZM225 236H226V232H225V234H224L223 237L225 238ZM227 236H228V235H227ZM227 236H226V238H229V237H227ZM255 236H257V235L255 234ZM260 236H262V235H260ZM42 237L45 238V239L47 238V237H45V235L42 236ZM61 237H62V236H61ZM61 237H60V238H61ZM96 237H97V236H96ZM98 237H100V236H98ZM109 237H111V235H110ZM128 237H129V233H128ZM130 237H131V236H130ZM136 237H137V236H136ZM142 237H143V236H142ZM146 237H147V236H146ZM151 237H153V236H151ZM169 237H167V238H165V239H167V241H168ZM199 237H200V239H202L203 236L201 235V236H198L197 238H199ZM208 237H209V236H208ZM208 237H206V239H209ZM218 237L220 238V236H218ZM218 237H217V239H216L217 241H218ZM232 237H234V236H232ZM232 237H230V238L232 239ZM258 237H259V236H258ZM258 237H256V238H257L256 241H259ZM262 237H263V236H262ZM16 238H17V237H16ZM84 238H85V237H84ZM88 238H89V240H88ZM102 238H103V237H102ZM102 238H100V239L102 240ZM112 238H113V237H112ZM112 238H111V240H112ZM123 238H124V237H123ZM139 238H140V237H139ZM143 238H144V237H143ZM143 238H142V239H143ZM153 238H155V237H153ZM157 238H158V237H157ZM189 238H190V237H189ZM194 238H195V240H196V237H194ZM194 238H193V239H194ZM214 238H215V237H212V240H213ZM221 238H222V237H221ZM224 238H223V239H224ZM230 238H229V240H231ZM251 238H252V237H251ZM253 238H254V237H253ZM256 238H255V239H256ZM45 239H44V243L46 242ZM49 239H50V238H49V236H48V240L46 239V240H47L46 243L48 244V241H49V244H52V242H51ZM57 239L59 240L58 235H57ZM75 239H76V240H75ZM105 239H106V238H104V241H105ZM126 239H127V237H126L124 240H126ZM131 239H133V238H131ZM131 239L128 238L127 240H130V241H131ZM140 239H141V238H140ZM144 239H146V238H144ZM150 239H152V238H150ZM158 239H159V238H158ZM171 239H172V238H171ZM183 239H185V238H183ZM204 239H205V238H204ZM223 239H222V240H223ZM255 239H254V240H255ZM262 239H263V238H262ZM21 240H22V239H21ZM21 240H20L19 242H18V241H17V242L15 241V242H16L17 244H18V243H22ZM72 240H70V241H72ZM85 240H84V241H85ZM93 240H94V238H93ZM101 240H100V241H95V242H97V243L100 242V244H101V243H102ZM106 240H108V239H106ZM121 240H122V239H121ZM124 240H123L122 243H124ZM146 240H147V239H146ZM146 240H145V241H146ZM161 240H162V242H163L164 239H161ZM174 240H175V239H174ZM189 240H190V239H189ZM197 240H198V239H197ZM210 240H211V239H210ZM212 240H211V241H212ZM216 240H213V241H216ZM254 240L252 241V240H248V239H247V240L245 241V243H246L247 241H250V242L252 241V242H253V245H255L254 243H255L256 241L254 242ZM40 241H43V240H40ZM40 241H39V242H40ZM82 241H81V242H82ZM84 241H83L82 243H81V242H77V243H78V244H79V243H80V244H83ZM91 241H92V240H91ZM133 241L135 242V243L132 242V246H133V248H132V246L130 245V246H131L130 248H132V249H134V245H135V246L137 245V247H138V245H139V244H137L138 241H137V240H136L137 242L135 241V238H134ZM145 241H144V242H145ZM147 241H148V240H147ZM151 241H152V240H151ZM153 241L156 242L155 240H153ZM153 241L151 242V244H153ZM159 241H160V239H159ZM164 241H165V240H164ZM178 241H179V239H178ZM178 241H177V243H180V242H178ZM184 241H185V240H184ZM186 241H187V240H186ZM186 241H185L184 243H186ZM192 241H193V240H192ZM192 241H190V242H192ZM202 241H204V240L202 239ZM220 241H221V240H220ZM220 241H218V243L216 242L215 244H213V245H214V248H215V249L213 248L214 250L218 249V248H216L217 246H218V247H219V245L222 246V242H220ZM225 241H227V240L225 239ZM262 241H263V240H262ZM262 241H261V243H262ZM89 242H90V243H89ZM93 242H94V241H93ZM93 242H92V243H93ZM117 242H118V241H117ZM126 242H127V241H126ZM140 242H141V241H139L138 243H140ZM144 242H142V243H144ZM148 242H150V241H148ZM157 242H158V241H157ZM172 242H173V241H172ZM174 242H175V241H174ZM198 242H199V241H198ZM209 242H210V241H208V243H209ZM223 242H224V241H223ZM227 242H228V241H227ZM35 243H36V242H35ZM35 243H34V245H35ZM73 243H74V242H73ZM86 243H85V244H86ZM92 243H91L90 245L93 247L95 244L93 245ZM105 243L107 244V242H105ZM110 243H111V242H110ZM110 243H108V245H109ZM115 243H116V242H115ZM120 243H121V242H120ZM122 243L119 244V245H122ZM127 243H128V242H127ZM145 243H146V242H145ZM145 243L143 244L144 246L146 245ZM158 243H159V242H158ZM158 243H157V245L159 246ZM169 243H170V242H169ZM169 243H168V244H169ZM175 243H176V242H175ZM175 243H174V245H176ZM188 243H189V242H188ZM211 243H212V242H211ZM213 243H214V242H213ZM242 243H243V242H242ZM259 243H260V242H259ZM259 243L257 244V242H256L257 245H259ZM17 244H16V245H17ZM22 244H23V243H22ZM28 244H29V243H28ZM36 244H37V245L41 244V245H43V247H44V244H42L41 242H40L39 244H38V242H37ZM47 244H45V246H46ZM67 244H70V243L67 242ZM71 244H72V242H71ZM80 244H79V245H80ZM129 244H130V243H129ZM129 244H128V245H129ZM133 244H134V245H133ZM140 244H141V243H140ZM154 244H155V243H154ZM162 244H164V243H162ZM162 244H160V246H161ZM168 244H167V246H168ZM192 244H194V245L196 244V246H198L199 243L197 244L196 242H192ZM224 244H226V243H224ZM228 244H229V243H228ZM228 244H227V246H229ZM231 244H232V243H231ZM11 245H12V244H11ZM11 245H10V246H11ZM23 245H24V244H23ZM23 245H22V247H23ZM30 245H31V244H30ZM34 245H33V246H34ZM73 245H74V244H73ZM75 245H76V244H75ZM87 245H86V246H87ZM97 245L100 246L99 243H98ZM126 245H127V244H126ZM149 245H150V244H149ZM155 245H156V244H155ZM155 245H153V246L155 247ZM165 245H166V241H165ZM174 245H172V246H174ZM203 245H205V243H204ZM206 245H207V248H208V247H209V246H208L209 244H206ZM206 245H205V247H206ZM213 245L210 244L211 247H212ZM233 245H234V244H233ZM233 245H232V246H233ZM240 245H241V244H240ZM242 245H243V244H242ZM242 245H241V246H242ZM244 245H249V248H246V249H249L248 251H250V252H249L250 254H252V253L255 252L256 247H254V246H253V247H250V244H249V243H248V244H244ZM257 245H255V246H257ZM17 246H19V245H17ZM31 246H32V245H31ZM49 246H50V245H49ZM68 246H71V245H68ZM83 246L85 247V245H83ZM91 246H90V247H91ZM102 246H103V245H102ZM147 246H148V244H147ZM150 246H151V245H150ZM150 246H149V247H150ZM167 246H165V247L167 248ZM176 246H177V245H176ZM188 246H190V245H188ZM232 246H231V248H233ZM260 246H262V245H260ZM263 246H264V245H263ZM6 247H7V246H6ZM24 247H25V245H24ZM28 247H30V246H28ZM34 247L38 248L39 246L37 247V246L35 245ZM43 247H42V248H43ZM55 247H56V245H55ZM65 247H67V246H65ZM72 247H73V248H72ZM74 247H75V246H71V247H69V248H70V249H74ZM76 247H77V249L80 248V246L78 247V245H76ZM84 247H83V248H84ZM103 247H104V246H103ZM115 247L117 248V245H116ZM140 247H141V245H140ZM151 247H152V246H151ZM151 247H150V249H151ZM161 247H162V246H161ZM174 247H175V246H174ZM205 247L203 246V249H204ZM244 247H246V246H244ZM258 247H259V246H258ZM258 247H257V248H258ZM12 248H13V247H12ZM30 248H31V247H30ZM39 248H41V247H39ZM42 248H41V249H42ZM48 248H49V247H48ZM48 248L45 247L46 251H47ZM88 248H89V246H87L86 250H87ZM104 248H105V247H104ZM111 248H112V246H111ZM113 248H114V247H113ZM135 248H136V247H135ZM138 248H139V247H138ZM168 248H169V250L167 249L168 252L171 251V250L173 249L172 247H170V245H169ZM170 248H172V249H170ZM175 248H176V247H175ZM190 248H192V246H190ZM200 248H202V247H200ZM200 248H199V249H200ZM219 248H220V247H219ZM222 248H223V247H222ZM224 248H225V251H224V250H223V251H224V253H225V252H226V249H228V248H226V247H224ZM235 248H238V247H235ZM242 248H243V247H242ZM242 248H241V249L238 248V249H240L241 252H242ZM262 248H263V247H262ZM3 249H4V248H3ZM3 249H2V250H3ZM14 249H15V248H14ZM16 249H17V247H16ZM19 249H20V247H19ZM22 249H23V248H22ZM22 249H20V250H22ZM28 249H29V248H28ZM49 249H53V248L50 247ZM70 249H69V250H70ZM75 249H76V248H75ZM92 249H93V248H92ZM95 249H96V248H95ZM98 249H99V247H98ZM98 249H97V253H98ZM114 249H115V248H114ZM114 249H111L110 252L112 253V251H113ZM127 249H128V248H127ZM141 249H142V247H141ZM145 249H147V248L144 247V249H142V250L144 251ZM157 249H159V248H157ZM162 249H163V248H161V250H162ZM178 249H180V247H179ZM188 249H189V248H188ZM192 249H193V248H192ZM194 249H195V248H194ZM196 249H197V248H196ZM196 249H195V250H196ZM208 249H209V248H208ZM213 249H212V250H213ZM229 249H230V248H229ZM30 250H31V249H30ZM34 250H35V249H34ZM34 250H33V251H34ZM43 250H44V248H43ZM43 250H41V251H43ZM78 250H79V249H78ZM81 250H83V249L81 248ZM90 250H91V249H90ZM90 250H89V251H90ZM93 250H94V249H93ZM99 250H100V249H99ZM101 250H102V251H101L102 254L106 255L105 253H106L107 251H105V253H103V252H104L103 249H101ZM104 250H105V249H104ZM128 250H129V249H128ZM137 250H138V249H137ZM137 250H136V251H137ZM142 250H141V251H142ZM153 250H154V249H153ZM175 250H176V249H175ZM185 250H186V248H185ZM214 250H213V252H215ZM231 250H232V249H231ZM231 250H230V251H231ZM243 250H244V248H243ZM259 250H260V251H259ZM263 250H264V248H263ZM22 251H23V250H22ZM26 251H27V249H26ZM33 251H32V252H33ZM46 251H45V254H47ZM50 251H52V250H50ZM55 251L57 252V250H55ZM59 251H60V250H59ZM61 251H64V250H61ZM61 251H60V252H61ZM87 251H88V250H87ZM87 251H86V252L83 251L84 254L87 253V255H88V252H87ZM91 251H92V250H91ZM115 251H116V250H114L113 253H116L118 250H117L116 252H115ZM119 251H120V250H119ZM119 251H118L117 254H119V253L122 254V253L119 252ZM132 251H133V250H132ZM132 251H131V252H132ZM143 251H142V252H143ZM147 251H149V249H148V250H145V253H143V254H146ZM150 251H152V250H150ZM150 251H149V252H150ZM156 251H157V250H156ZM158 251H159V250H158ZM158 251H157V252H158ZM162 251H164V250H162ZM165 251H166V250H165ZM173 251H174V249H173ZM173 251H171V252L173 253ZM177 251L180 252L181 250H177ZM177 251H174V252L178 253ZM187 251H188V250H187ZM190 251H191V250H190ZM193 251H194V250H193ZM197 251H198V250H197ZM197 251H195V252H197ZM200 251H201V250H200ZM206 251H207V249H206ZM206 251H205V252H206ZM220 251H222V250H221V249L216 250L217 253L220 252ZM223 251H222L221 253H223ZM227 251H228V250H227ZM233 251H234V249H233ZM235 251H237V250H235ZM235 251H234V252H235ZM246 251H247V250H245L244 253H245ZM248 251H247V252H248ZM258 251H259V252H258ZM0 252H1V251H0ZM3 252H4V251H3ZM3 252H2V253H3ZM9 252H10V251H9ZM27 252H29V251H27ZM27 252H26V254H28ZM34 252H35V251H34ZM36 252H37V251H36ZM48 252H49V250H48ZM83 252H82V253H83ZM92 252H93V251H92ZM94 252H95V250H94ZM108 252H109V251H108ZM134 252H135V249H134ZM134 252H133V253H134ZM139 252H140V251H139ZM157 252L154 251V253H157ZM166 252H167V251H166ZM195 252H194V255H195ZM205 252H204V253H205ZM209 252H211V251H208V253H209ZM213 252H212V254H213ZM239 252H240V251H239ZM241 252H240V253H241ZM256 252H257V253H260V255L264 254V253H261V249H260V247H259V249H257ZM256 252H255V253H256ZM262 252H263V251H262ZM5 253H6V251H5ZM21 253H23V252H21ZM29 253H30V252H29ZM39 253H40V255H42V256L45 255V254H44V251L42 252L43 254H41V252H39ZM65 253L67 254V250H66ZM79 253H81V251H79ZM113 253H112V254H113ZM123 253H124V252H123ZM127 253H130V252L127 251ZM152 253H153V252H152ZM185 253H187V252H185ZM224 253H223V258H224ZM226 253H227V252H226ZM229 253H230V252H229ZM244 253H243V254H244ZM0 254H1V253H0ZM3 254H4V253H3ZM15 254H16V253L13 254L14 257H15ZM50 254H51V256H50ZM50 254H47V255H49V257H51V258H52L53 256H55V255H54V254H55L54 251L51 252ZM52 254H53V256H52ZM58 254H59V253H58ZM84 254H82V255H84ZM89 254H90V253H89ZM112 254H111V255H112ZM120 254L117 255V256H120ZM137 254L139 255L140 253H136V255H137ZM160 254H162L161 251H160ZM168 254H171V253L169 252ZM168 254H166V255H168ZM180 254H181V253H180ZM180 254H179V255H180ZM196 254H197V253H196ZM206 254H207V252H206ZM210 254H211V253H210ZM212 254H211V255H212ZM232 254H233V253H232ZM232 254H231V255H232ZM243 254H242V255H243ZM245 254H246V253H245ZM18 255H19V254H17V256H18ZM22 255H23V254H22ZM22 255H21L20 257H22ZM24 255H25V253H24ZM29 255H30V254H29ZM31 255H32V254H31ZM34 255H35V253H33V255H32L31 258H33ZM37 255H38V253H37ZM63 255H65V254H63ZM82 255H81V257H82ZM94 255L97 256V254H94ZM94 255H93V257L90 255V256L92 257L93 260H94V258H95ZM98 255H99V253H98ZM131 255H132V253H131ZM131 255H130V258H131ZM136 255H134L132 258H134ZM141 255H142V254H141ZM158 255H159V254H158ZM158 255H155V256H158ZM162 255H164V254H162ZM166 255H164V256H165V257H168V259L170 260L169 256L171 257V255H168V256H166ZM173 255H175V253H173ZM198 255H199V253L197 254V256H198ZM200 255H201V253H200ZM200 255H199L198 257H200ZM208 255H209V254H208ZM211 255L208 256V257H211ZM214 255H215V254H214ZM218 255H220V254H218ZM218 255H217L218 259H220V262H222V260H224V259L221 260V258H219L220 256H218ZM225 255H226V254H225ZM227 255H229V254H227ZM257 255H258V254H256V256H257ZM0 256H1V255H0ZM17 256H16V258H17ZM27 256H28V255H27ZM27 256L25 255V258H27ZM35 256H36V255H35ZM38 256H39V255H38ZM70 256H71V255H70ZM90 256L88 255V257H90ZM102 256H103V255H102ZM128 256H129V255H127V257H128ZM152 256H153L152 259L155 261V263H156V259H158L157 262H159V259H160L159 257H161V255H160L158 258L154 259V255L151 254V252H150V255L146 254L145 256H141V257H142L144 260H145V259H149V258H150V260H151V257H152ZM189 256H190V255H189ZM197 256H196V257H197ZM221 256H222V255H221ZM236 256H237V255H236ZM239 256H240V254H239ZM244 256H245V255H244ZM247 256L249 257V254H246V258L243 257V258H244V261H246L247 259H248V261H249V258H247ZM253 256L255 257V259H254V258H253V259L256 260V256L252 254V257H253ZM263 256H264V255H263ZM2 257H5V256H2ZM2 257H0V258H2ZM6 257H9V256H8V253H7V256H6ZM36 257H37V256H36ZM36 257H35V258H36ZM49 257H48L47 259H48L49 262H50V258H49ZM56 257H57V256H56ZM59 257H60V255H59ZM59 257H58V258H59ZM61 257H62V255H61ZM85 257H86V256H85ZM85 257H84V258H85ZM97 257H98V256H97ZM97 257H96V259H97ZM100 257H101V254H100ZM100 257L98 258V260L100 259ZM137 257H138V256H136V259H134V261L137 260ZM139 257H140V256H139ZM176 257H177L178 260H179V256H176ZM176 257L172 258L171 260H173V259L175 260ZM196 257H195V258H196ZM228 257L230 258V256H228ZM228 257L226 256V258H225V259H227V261H228V259H229ZM250 257H251V256H250ZM25 258H24V259H25ZM31 258H30V260H31ZM39 258H40V257H38L37 260H39ZM44 258L46 259V257H44ZM58 258H56V259H58ZM62 258H63V257H62ZM66 258H67V257H66ZM86 258H87V257H86ZM104 258H106V256H104ZM104 258H103V259H104ZM107 258H108V257H107ZM109 258H111V257H109ZM113 258H114V257H113ZM119 258H120V257H119ZM124 258H126V257H124ZM130 258H129V259H130ZM132 258H131V259H132ZM189 258H191V257H189ZM212 258H213V257H212ZM214 258H216V257H214ZM233 258L235 259V255H234ZM239 258H240V257H239ZM239 258H238V259H239ZM241 258H242V256H241ZM243 258H242V259H243ZM258 258H259V257H258ZM258 258H257V259H258ZM5 259H6V258H5ZM5 259H4V260H5ZM8 259H9V258H8ZM14 259H15V258H14ZM45 259H43V260H45ZM52 259H53V258H52ZM64 259H65V258L62 259V263H63V260H64ZM96 259H95V260H96ZM101 259H102V258H101ZM129 259H128V260H127V258H126V260L123 259V260H124L123 263H125V264H129L130 261H132V260H129ZM138 259H139V258H138ZM180 259H181V257H180ZM193 259H194V257H193ZM197 259H198V258H197ZM197 259H196V260H197ZM218 259H216V260L218 261ZM230 259H232V257H231ZM261 259H262V258L260 257L259 261H260ZM2 260H3V259H2ZM11 260H13V258L10 259V262H11ZM15 260H16V259H15ZM18 260H21V259L18 258ZM27 260H28V259H26V261H27ZM30 260H29L28 262H30ZM43 260H42V261H43ZM60 260H61V259H60ZM76 260H78V259H76ZM80 260H81V262L83 261V262H85L86 264H88V263L91 264V263L93 262V260H92V262H89L90 260L86 262L87 259L84 261V260H82V258H80ZM98 260H97V262H98ZM105 260H106V259H105ZM105 260L102 261V262H105ZM109 260H110V259H109ZM112 260H113V259H112ZM115 260H116V258H115ZM123 260H122V261H123ZM139 260L141 261V259H139ZM153 260H152V261H153ZM160 260H162V259H160ZM164 260H165V259H164ZM169 260H167V261H169ZM171 260H170V261H171ZM178 260L176 259V261H175V262L173 261V262H174L175 264H176V262L179 263ZM209 260H211V258H209ZM209 260H208V262H211V261H209ZM216 260L213 259L212 261H216ZM250 260H251V259H250ZM263 260H264V257H263ZM5 261H7V259H6ZM21 261H23V259H22ZM24 261H25V260H24ZM32 261H33V260H32ZM35 261H36V260H35ZM42 261H41V263H42ZM66 261H67V260H66ZM66 261H65V262H66ZM68 261H69V260H68ZM68 261H67V262H68ZM70 261H71V260H70ZM72 261H74V262H79V260H78V261L72 260ZM110 261H111V260H110ZM117 261H119V259H117ZM117 261H116V262H117ZM122 261L119 262V263L122 264ZM167 261H165V262H167ZM181 261H182V260H180V263H181ZM190 261H191V260H190ZM200 261H202V260L200 259ZM224 261H225V260H224ZM224 261H223V262H224ZM232 261H233V260H232ZM232 261H230V262H232ZM239 261H240V260H239ZM242 261H243V260H242ZM242 261H241V262H242ZM256 261H258V260H256ZM1 262H2V263H0V264H3V263L6 264V262H4V261H1ZM19 262H20V261H19ZM19 262H17V263H19ZM44 262H45V261H44ZM55 262H59V261H55ZM74 262H71V263L74 264ZM83 262H82L81 264H83ZM102 262H101V264H102ZM111 262H112V261H111ZM113 262H115V261H113ZM132 262H133V261H132ZM132 262H131V264H133ZM141 262H142V261H141ZM145 262H147V261H145ZM145 262H143V263H145ZM173 262H170V263L168 262V263H169V264H172ZM187 262H188V261H187ZM193 262H194V261H193ZM236 262H237V261H236ZM241 262H237V263H238V264H239V263L241 264ZM246 262H247V261H246ZM254 262H255V261H254ZM7 263H8V262H7ZM13 263H14V262H13ZM13 263H11V264H13ZM17 263H15V264H17ZM25 263H26V262H24V264H25ZM71 263H70V264H71ZM99 263H100V262H99ZM105 263H107V261H106ZM135 263H137V262L135 261ZM135 263H134V264H135ZM138 263H139V262H138ZM152 263H153V262H152ZM159 263H160V262H159ZM161 263H162V262H161ZM161 263H160V264H161ZM174 263H173V264H174ZM178 263H177V264H178ZM191 263H192V262H191ZM194 263H195V262H194ZM198 263H199V260H198ZM205 263H207L206 260L204 261V264H205ZM211 263H212V262H211ZM226 263H228V262H226ZM226 263H225V264H226ZM237 263H236V264H237ZM252 263H253V262H252ZM260 263H261V262H260ZM263 263H264V262H262V264H263ZM8 264H9V263H8ZM31 264H32V263H31ZM35 264H37V262H36ZM38 264H39V262H38ZM45 264H47V262H46ZM59 264H60V263H59ZM76 264H78V263H76ZM79 264H80V263H79ZM95 264H96V263H95ZM113 264H116V263H113ZM139 264H140V263H139ZM153 264H154V263H153ZM199 264H200V263H199ZM201 264H203V262H202ZM207 264H208V263H207ZM213 264H215V263L213 262ZM217 264H218V262H217ZM219 264H222V263H219ZM231 264H232V263H231ZM233 264H235L234 261H233ZM244 264H245V263H244ZM246 264H248V263H246ZM249 264H250V263H249ZM256 264H257V263H256Z\"/></svg>","mask_w":264,"mask_h":264}]
</instances>
